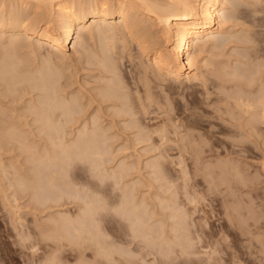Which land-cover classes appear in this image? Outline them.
I'll list each match as a JSON object with an SVG mask.
<instances>
[{
    "label": "bare ground",
    "instance_id": "1",
    "mask_svg": "<svg viewBox=\"0 0 264 264\" xmlns=\"http://www.w3.org/2000/svg\"><path fill=\"white\" fill-rule=\"evenodd\" d=\"M231 1L230 0H0V86L1 85H4L6 90L8 89L10 92H15L17 90V86L18 84H20L22 87H24L25 82L26 85L28 84V86H26V88L24 87L25 90H42L40 92H43V96L41 95V97H37L38 99L41 98V99H37L39 102V105H37V102L35 104L33 103V100H29L31 104L30 106V113L33 112L35 114V117L33 119L32 122L36 123H40V125H37L36 126V131L35 133H32V134H35L34 137L37 135H41V134H44L43 136H45V142L42 144V146L38 145V143L34 140H30L29 142L21 135L24 133L25 130H22V127H20L17 122L15 123L14 121L16 120H12V121H9L5 118H3V123L2 125H0V137H6L8 136L7 138H10L12 139L17 138V140L19 141L20 140V137H21V140H20V143L19 145L21 144V147L22 148V151H25V153H27L26 155H28V158H26V160L29 162V164L31 165L29 167V165H27L28 167H26L28 169V173H24V171H22L21 169V172H22V175L20 174V177L22 176L21 179H19V176H18V179H19V185L22 186V192L25 193V194H30V197L33 202H34V209H39V211L43 210L45 212L46 208L49 209V207L52 209V206H58V205H62V208L64 206L65 203L69 204L71 203L72 200H74V203L76 202H79L80 205H79V212H77L76 214L74 212H72L73 214H69L68 212L67 213H62L60 211H58V215L57 216H54L52 214L54 213H50L52 216L48 218L47 221L45 222H48V224H51L49 226H47L46 230L45 228H41L43 229L44 231H38L39 233H41L42 237H44L43 239H45L46 241H48V246L49 247L51 244V247H54V245L57 247L59 246L60 248L58 249L59 250H62L61 249V245L60 244H63L64 241H67V242H73L72 245H74L75 243V240H76V245H80L78 244V241L79 243L85 239L89 240V241H92V243L94 242V244H96L98 246V250H99V253L101 255H104L107 259L109 260H115V256L116 254L118 255V257H122L124 256L126 259L127 257H129L130 259H132V257H134V250H129L125 247H122V246H119L118 243L114 240H109V229H107L105 226H103V222H105V220H110L111 218H114V219H117L119 217V219L122 221L124 220L127 225L129 226V228L131 229V232H132V239L133 241L137 238L140 239V241H144L143 243L146 244L144 246V249L146 247L150 248L149 251L147 252V254H153L154 252V249H156L157 253H159V256H161L160 258L163 259H166V262L168 261H171L169 259H172L174 253H177L178 255H176V257H178L180 255V258L182 257V262L185 263V264H190V263H194V264H199V262L197 263L196 261L199 259L201 260L200 261V264H202V261H203V257H200L199 256H204L206 255L207 256V260L209 261V264H217L216 261H210V258L213 256V254L218 251L217 247H219V243H221L222 241H220L221 238H224L221 236V233L219 234V236H221L218 239H216L217 237L216 236H213L211 235L213 232H210V228H212V222H210V220L212 219L211 218V211L213 212V210L209 211V209L207 210L206 208V203L203 204V201L206 202V200L204 199L203 197V194L198 191V190H201L200 187H197L199 188L198 190H195L194 188L196 187V183H194L195 185H192L193 183V180L196 178L195 176L198 174L196 169L199 167H197L198 165V161L200 160V158H198V160L194 161L195 163H197L196 165H194V167L196 166L197 168L194 170V172L192 171L193 173V176L195 175L194 173H197L193 179L192 175H191V171L188 172L189 168L186 167V165L183 163L185 160L182 159V161H180V167H175L174 168V171L175 169L178 171L180 168V170L178 172H180L181 176V180H177V181H181L179 182V185H178V182L176 181V185L175 184H172V182H175L176 179L178 178H175V180L173 179V176L172 178L169 177V175L167 176L168 172H166V170L168 171V169L166 168L165 171H163L162 173H158L162 171V168L164 167H160L159 165H162V164H159V160H161L162 158H160L158 160V158L160 157V155H158L159 157H156L157 159H149V161H146V168L150 167V168H155V167H160L161 169H159L158 171L157 168H155L154 170H152V174H154V176H151V177H155L156 180H160L161 179H166V182L165 183H160V187L161 185L166 186L164 187L165 190H167V192L169 191L170 194H167L165 192V194L167 195H170L168 196L167 198V195L164 196V198L160 197V201H159V208H161L163 210V213L165 210H167L166 212H168L166 214V220H170L171 223L167 222V226L166 227H169L170 230H167L166 232V227L163 228L164 224L166 225V220H162L164 218L165 215H159L161 216L160 219L156 220V221H152L151 222V219L154 218V215L155 214H160V213H156L155 211V207L152 211L149 210V206L147 204V202H145V198H139V199H136L137 197H135L134 193L136 192H133L134 188L135 187V183H134V186L132 185V183H124L121 185V181L124 177H126V173L129 171V170H132V169H136L134 168L137 164L138 166V162L135 163V161H129L128 159L125 158H119V159H116V155L119 154L121 151L123 152V150L125 149L124 147H114V141L116 142V138L117 140L119 139V136H115V134L117 133H114L111 134L110 133V130H111V127L109 125H106L103 123V117L102 115H100L98 112V110L96 111L98 114H94L93 112V115H91L88 119H85V121L83 122L81 120L80 122V119L81 117L80 116V100H78V98L74 97L72 98L73 95H71V99H65V96L64 98H62L63 96L59 94L58 90L60 91V88L63 87L64 84H62V86L60 88L57 89V84L56 81H58V77H57V74L60 73L63 74L64 76V81L66 80H69V79H66L65 80V77L67 76L66 75V72H67V69L66 72L64 70L65 73H61V72H58V69L59 67H57V65H52L51 63H53L56 59V56L58 57V54L59 53V56H60V53H63V55L65 54L66 56V51L67 50H73L72 52H76V54L78 53V55L80 56V59L82 58H85L84 60L87 61V64H89V67H97L98 70L100 71L101 73V79L104 80V86L102 87L103 89H97L99 90L98 94H99V104L98 102L97 103V107H102V103H107L106 104V108H108V111L110 110V108L113 109L112 113L109 114L111 115V118L113 117V119L111 120V122L115 121V118H120L121 121H123L122 123L125 124V125H119V128L121 129V133H122V130L125 131V129H128V130H132V129H135L136 132L135 135H134V138L132 139V143L133 145L135 146H139V145H136V144H142V143H146L145 146L147 145H150L149 143L151 142L152 138H156V137H153V133L157 132L155 135L158 136V133H162L164 131L165 126L162 125L160 127V125H158V127L156 128V130L154 131V128L153 130L149 128L148 124L149 121L153 120L155 121V119L151 118V120H149L147 123L144 122L145 120H142V117L144 116L145 112L147 114V111H148V104L149 103H152L153 104V101L152 100H149L147 101L146 100V97H141L140 94L137 95V93L139 92L138 90L141 85H139V87L137 86L138 84H134L138 87H136V89L134 90L132 87V89L128 88V83L127 81H125V76L123 75L122 72V67L124 66L123 65V55L125 53V51L127 50H123L125 48H120L122 50H117L115 48V46H117V43L116 41L119 42V40H121L122 42H126L128 45L127 46H124V47H128L129 46V43H133L132 46L136 45V49L138 50V52L140 51L141 52V55H143L144 57H146V59H141L140 62H139V71L137 73L139 74H136L137 75H142V77L140 78V81H138L139 83L140 82H143V86H147L149 85V82L152 80H150V77L151 75H154L156 78L158 76V78L160 76H163V78L166 76L167 79L168 78H172L176 81V80H183L184 78L187 79V80H192L195 79L197 80L198 78V75L201 71V67L202 66V63H201V59H199V56L201 55L202 52H205L208 48H212V49H217L219 47L222 46V43L220 44L218 41H219V37L221 34H224L228 31V28H229V23L233 22V20L239 18V15H235V14H229V13H226L223 10V5L227 4V3H230ZM254 5V3L252 4ZM256 7V6H255ZM258 8L260 6H257ZM250 9V11H252L253 13L252 14H255L256 12L261 11V13L264 11L262 8L260 9ZM232 13V12H230ZM248 13H251V12H248ZM258 13V15H259ZM263 14V13H262ZM251 15V14H250ZM249 16V14H248ZM262 16V15H261ZM260 18V15L257 16ZM263 17V16H262ZM253 20V19H252ZM251 20V21H252ZM258 20V19H257ZM261 20V19H260ZM257 22V21H256ZM254 23V22H253ZM259 23V22H258ZM258 23H256L258 25ZM261 24V23H260ZM255 25V23H254ZM256 26V25H255ZM258 27V26H257ZM258 29V28H257ZM258 31H260V29H258ZM260 33V32H259ZM262 33V32H261ZM261 33H260V36H261ZM232 34V33H231ZM263 34V33H262ZM258 35V34H256ZM76 37H77V41H76ZM262 37V36H261ZM244 37H242L243 39ZM247 39H250L248 36L246 37ZM256 38V41H257V38L258 37H255ZM242 39H240V41H242ZM243 40L244 41V44H249L247 42H249L248 40ZM260 38H258L259 40ZM263 39V38H261ZM260 39V40H261ZM254 40V39H252ZM252 40L250 39V42H252ZM245 41H247L245 43ZM116 45H115V44ZM125 43V45H126ZM130 44V45H131ZM225 44V43H223ZM264 44V42H263ZM262 44V45H263ZM195 47L196 48V52H194L192 55L190 54V49L192 47ZM122 47V46H121ZM130 47V46H129ZM128 47V48H129ZM135 47V46H134ZM253 47V46H251ZM251 47H248V48H251ZM259 47V46H258ZM261 47V45H260ZM259 47V48H260ZM41 48H45V52H47V56L48 57H44L40 51H41ZM247 48V47H246ZM263 48H264V45H263ZM263 48L261 47L262 51L259 50V51H256L255 49V54L256 52L259 54V52H261V54L263 53ZM133 49V48H131ZM117 50V51H116ZM136 50V51H137ZM247 50V49H246ZM249 50V49H248ZM129 51V50H128ZM212 51V50H211ZM24 52H27V56L28 57H32L31 54H33L35 57L37 56L38 57V54H42V57L43 60L41 59V65L42 66H39L37 68H35V66H33V68H31L32 66H30L31 64L33 65V63L30 62L29 58H25L26 56L23 54ZM29 52V54H28ZM40 52V53H39ZM44 52V53H45ZM127 52V51H126ZM131 52L130 54V58L131 60L132 59V50L129 51V53ZM139 52V53H140ZM31 53V54H30ZM123 53V54H122ZM128 53V52H127ZM127 53H125V55L127 56ZM245 54H247L248 52H243ZM251 52L248 53V55L250 54ZM57 54V55H56ZM75 54V55H76ZM242 54V52L240 53ZM254 54V52H253ZM254 54V55H255ZM25 57H24V56ZM46 55V54H45ZM52 55H54L55 59L54 60H50L52 59ZM76 55V56H78ZM132 55V56H131ZM136 55H138L136 53ZM135 55V56H136ZM140 55V54H139ZM138 55V57H139ZM140 55V57H141ZM51 56V57H50ZM79 56H78V60H79ZM245 57L244 54L240 55V57ZM252 53H251V55ZM248 56L250 59L251 57ZM259 56H261L262 58H260ZM259 56L255 55V58H259L261 59L262 62H259L257 63V61H253L252 60V65H251V59L250 60H247V56L244 58L247 60L248 62V65L250 63L251 66H248L249 68H246V72H249L248 69H252L253 68V71L250 70V73H252L250 76H247L248 73L245 74V71H244V65L241 64L243 67H242V70L241 69H238L237 65L235 67L237 68H232L231 67H228L226 65H224L226 68H223L224 66H222L221 68L223 69H217L218 71L214 73V75H216L221 81H222V84L221 83H218L220 85H223L224 86L229 82H231L234 87V90L236 88V90L232 91L234 93L238 92L239 94L236 96L233 95L231 92H228V95L229 93H231V96L230 99L233 100V97L236 96V99L237 101H235V103H232V104H235V105H239L240 106V109H239V106L237 107L236 106V110L238 109V111H240V114L241 116H245L242 115L243 114V111L244 113H248L249 114V117L248 115L245 120V122H242L243 126H241V123L239 122L240 120L239 119H242L241 116H239V112L237 113L236 111V116H232L231 114L233 113V115L235 114L234 113V110L232 108L231 105H229L228 107V104L230 102V100H226V103L225 105L227 104V107H226V110L227 109H231L232 108V112L230 115H227V113H224L226 116H231L234 120V118L237 120L235 121L236 123H238V125H233L234 126V129H236L235 127L237 126V128H239L238 126H240V128L243 129L248 127L249 130L247 133L248 135L252 136L253 138V134L254 133V130L255 132H259L257 133V135H259L258 137L260 138V135H261V138L264 139L262 137V132L261 130L259 129V131L257 130L258 128H264V126L260 127V125H264V59H263V56L259 54ZM62 57V55L60 56ZM64 57V56H63ZM129 57V55L127 56ZM126 57V59H128ZM134 57V56H133ZM138 57L136 59H138ZM65 58V57H64ZM242 58V59H243ZM256 58V59H257ZM31 59V58H30ZM37 59V58H36ZM255 59V60H256ZM33 60V59H32ZM35 60V58H34ZM33 60V62H34ZM83 60V59H82ZM81 60V61H82ZM245 60V63H247ZM53 61V62H51ZM130 61V60H128ZM136 62V60H134ZM139 61V60H138ZM137 61V62H138ZM31 64H30V63ZM35 62H38L37 60ZM125 62V61H124ZM133 62V61H132ZM130 62V64L132 63ZM238 62V61H237ZM85 63V62H84ZM128 63V62H127ZM134 63V62H133ZM244 63V61H243ZM261 63V64H260ZM54 64H56L54 62ZM235 64V63H234ZM257 64L259 65V69H258V66ZM39 65V64H38ZM256 65V67H255ZM56 66V67H55ZM133 66V65H132ZM230 66V65H229ZM263 68H262V67ZM66 67V66H65ZM80 67V66H79ZM85 66H83V69H84ZM127 67V66H125ZM135 69L137 68V66H134ZM133 67V68H134ZM228 67V68H227ZM247 67V66H245ZM254 67L258 70H254ZM262 70H261V68ZM54 68H56L57 70L55 71ZM61 69V67H60ZM80 69V68H79ZM86 69V68H85ZM84 69V70H85ZM88 69V68H87ZM86 69V70H87ZM136 69V70H138ZM85 70V71H86ZM96 69H94V72H95ZM135 70V71H136ZM261 70V71H260ZM59 71H62L59 70ZM69 71V70H68ZM81 71H82V68H81ZM92 71V70H91ZM97 71V70H96ZM126 71V70H125ZM254 71H255V74H254ZM259 72V74H257ZM93 72V71H92ZM130 72V71H129ZM131 72H134L131 71ZM263 72V73H262ZM71 73V72H69ZM73 73V72H72ZM71 73V74H72ZM88 73V72H87ZM86 73V74H87ZM89 73L90 70H89ZM88 73V75H89ZM96 73V72H95ZM99 73V72H98ZM93 74V73H92ZM123 76H122V75ZM131 74V73H130ZM151 74V75H150ZM263 75L261 77H257V80L256 81H259L258 84L255 83V85L253 84L254 82V76L252 75ZM60 75H58L59 77H61ZM66 75V76H65ZM96 75V74H95ZM133 77H135L134 75L135 74H132ZM213 75V76H214ZM62 76V77H63ZM75 76V75H74ZM100 76V75H98ZM61 77V78H62ZM97 77V75H96ZM127 77V76H126ZM129 77V76H128ZM127 77V78H128ZM132 77V76H131ZM130 77V78H131ZM215 77V76H214ZM60 78V79H61ZM76 78V77H75ZM78 78V77H77ZM88 78H91V77H88ZM94 78V76H93ZM100 78V77H99ZM139 78V77H138ZM161 78V77H160ZM200 78V76H199ZM216 78V77H215ZM215 81H217V79ZM259 78V80H258ZM97 79V78H96ZM134 79V78H133ZM155 79V78H154ZM165 79V80H167ZM240 79H245V82L247 86L251 85V86H256L257 85V90L254 89V91L257 93H255L253 91L252 88H247L246 86V90L245 91H249L250 93L247 94L246 92H244L243 90H239V89H242L243 86L245 85H242L241 88H237V87H240L241 85H238L235 87V85H237V82L238 80L240 81L239 84H244L241 82ZM62 80V79H61ZM73 80V78H72ZM84 80V79H82ZM86 80V79H85ZM84 80V82H86ZM94 80V79H93ZM92 80V82H93ZM135 80V79H134ZM137 80V78H136ZM159 80V83H161V79H158ZM199 80V79H198ZM100 81V79H99ZM98 81V82H99ZM154 81V80H153ZM151 81V82H153ZM162 81H164V79H162ZM238 81V82H239ZM243 81V80H242ZM22 82L24 83L22 85ZM59 82V81H58ZM57 82V83H58ZM70 82V81H68ZM73 82V81H72ZM77 82V81H76ZM79 82V81H78ZM77 82V83H78ZM97 82V81H96ZM130 82H132V79L130 80ZM166 82V81H164ZM181 82V81H180ZM219 82V81H217ZM234 82V83H233ZM65 83V82H64ZM71 83V82H70ZM88 83V82H87ZM91 83V82H90ZM137 83V81H136ZM174 83V82H173ZM226 83V84H225ZM81 84V83H80ZM86 84V83H85ZM97 84V83H96ZM100 84V83H99ZM128 84V85H127ZM131 85H133V83H130ZM155 84V82H154ZM157 84V83H156ZM163 85V82L161 83ZM177 84V83H176ZM180 84V83H179ZM217 84V85H218ZM253 84V85H252ZM65 85H67V81L65 83ZM73 84L70 85V87L72 86ZM94 85V84H93ZM103 85V84H102ZM151 85V84H150ZM159 85V84H158ZM157 85V86H158ZM216 85V87H218ZM219 85V86H220ZM231 84H229L227 87V89L229 88L231 90V87H229ZM4 86L2 88H4ZM82 86V84H81ZM87 86V84H86ZM85 86V87H86ZM142 86V87H143ZM144 86V87H145ZM154 86V85H153ZM168 86V85H167ZM215 86V84H214ZM0 87V88H1ZM20 87V86H18ZM58 87H59V84H58ZM67 87V86H66ZM65 87V88H66ZM69 87V86H68ZM80 87V86H79ZM99 87V86H98ZM148 87V86H147ZM177 87V86H176ZM64 88V87H63ZM83 88V87H82ZM88 88V87H87ZM92 88V87H91ZM146 88V87H145ZM149 88V87H148ZM151 88V87H150ZM154 88V87H153ZM155 88H156V85H155ZM158 88H160L158 86ZM170 88V87H169ZM219 88V87H218ZM221 89L223 88V86L220 87ZM219 88V89H220ZM244 88V87H243ZM23 89V90H24ZM78 89V88H77ZM93 89V88H92ZM144 89V88H143ZM142 89V90H143ZM172 89V88H171ZM175 89V88H174ZM218 89V91H219ZM252 89V90H251ZM2 90V89H1ZM21 90V91H23ZM84 90V89H83ZM94 90V89H93ZM101 90V91H100ZM131 90H134L135 92L131 91ZM145 90V89H144ZM149 90H152V89H149ZM158 90H161V89H158ZM176 90V89H175ZM179 89L177 88V91ZM217 90V88L215 89V91ZM226 90V89H225ZM224 89L220 90V92L222 94H224L226 91H229V90H226L225 91ZM251 90V91H250ZM18 91V90H17ZM16 91V92H17ZM19 90V92H21ZM25 91V92H27ZM78 91V90H76ZM80 91V90H79ZM90 91V90H89ZM95 91V90H94ZM156 91V90H154ZM168 91V90H167ZM172 91V90H171ZM216 92L214 94H219V92ZM224 91V92H223ZM242 91V92H241ZM33 92V91H32ZM35 92V91H34ZM88 92V90H87ZM97 92V91H96ZM133 92V93H132ZM137 92V93H136ZM146 94L148 93V91H145ZM176 92V91H175ZM175 92L173 93L175 95ZM251 92H254V93H251ZM18 93V92H17ZM29 93V92H27ZM24 94L25 96L27 95ZM31 93V92H30ZM66 93V92H65ZM76 93V92H75ZM82 93V92H81ZM90 93V92H89ZM134 93L135 96L137 95V99L139 100V103H140V106H141V109L137 108L139 106H137L135 104V96H134ZM139 93H142L141 90ZM153 93V91H152ZM243 93V94H241ZM1 94L3 95L2 91H1ZM10 94V93H9ZM14 94V93H13ZM18 94H22V93H18ZM42 94V93H41ZM67 94V93H66ZM74 94V92H73ZM77 94H80L77 93ZM84 94V93H83ZM92 94V93H91ZM94 94V92H93ZM133 94V95H132ZM144 94V93H142ZM145 94V95H146ZM150 94V93H149ZM147 94V98H150L149 95ZM157 94V93H156ZM178 94V92H177ZM227 94V92H226ZM224 94V95H226ZM245 94V95H244ZM254 94V95H253ZM6 94L4 93L3 97L5 96ZM11 95V94H10ZM17 96V94H14ZM13 95V96H14ZM31 96V94H28ZM40 95V94H39ZM76 95V94H74ZM96 95V93H95ZM140 95V96H139ZM164 95V94H163ZM168 95V94H166ZM164 95V96H166ZM180 95V93H179ZM184 95V94H182ZM223 95V96H224ZM34 96V95H33ZM62 96V97H61ZM67 96V95H66ZM90 96V95H89ZM98 96V95H97ZM135 98H134V97ZM155 96V94L153 95ZM163 96V97H164ZM181 96V95H180ZM230 96V95H229ZM7 97V95H6ZM22 97V96H21ZM20 96L19 97H16L18 98H21ZM32 97V96H31ZM36 97V96H34ZM81 97V96H80ZM91 97V96H90ZM94 97V96H92ZM91 97V99H92ZM157 97V95H156ZM162 97V98H163ZM189 96H187V100ZM12 99L11 96L8 97V99ZM14 98V97H13ZM14 98V100L16 99ZM84 98V97H83ZM158 98V97H157ZM161 98V100H162ZM166 98V97H165ZM176 98V97H175ZM183 98V97H182ZM228 98V96H227ZM5 99V98H4ZM23 99V97H22ZM28 99V98H27ZM33 99V98H32ZM36 99V98H35ZM90 99V98H89ZM88 99V100H89ZM151 99H152V96H151ZM155 99V97H154ZM164 99V98H163ZM169 99V97H168ZM174 99V98H172ZM184 99V98H183ZM229 99V98H228ZM3 100V99H1ZM13 99L11 100L14 101ZM26 100V99H25ZM84 100V99H83ZM94 100V99H93ZM137 100V102H138ZM144 100V101H142ZM145 100L149 103L146 104ZM156 100V99H155ZM161 100H160V104L162 105L163 107V104L161 103ZM167 100V99H166ZM165 100V104H167ZM186 100V101H187ZM224 98H223V101H225ZM4 101H7L6 99ZM23 101V100H22ZM91 101V100H90ZM96 101V99H95ZM152 101V102H151ZM171 101V100H170ZM183 102L185 100H182ZM181 101V102H182ZM1 102V101H0ZM9 102V100H8ZM82 102V101H81ZM155 102V101H154ZM163 102V101H162ZM173 102V101H172ZM175 102V100H174ZM173 104H176V102ZM181 102H178L181 104ZM6 104V102H3V104ZM21 103V101H20ZM25 103V102H24ZM28 103V102H26ZM157 103V102H156ZM154 103V104H156ZM169 103V102H168ZM187 103V102H186ZM212 103V104H211ZM210 103V105H213V101ZM218 103V102H217ZM224 103V102H223ZM4 104V105H5ZM10 104V103H9ZM13 104V102L11 103ZM18 104V103H17ZM15 103V105H17ZM29 104V105H30ZM85 104V103H84ZM87 104V103H86ZM138 104V103H137ZM164 104V105H165ZM171 104V102L169 103V105ZM172 104V105H173ZM184 104V103H183ZM188 104V103H187ZM192 104V103H191ZM190 103L188 105H191ZM231 104V103H230ZM2 105V104H1ZM7 105V104H6ZM90 105V104H89ZM92 105H93V102H92ZM157 105V104H156ZM156 105H153L154 107ZM160 105V106H161ZM187 105V106H188ZM193 105V104H192ZM23 106V105H22ZM86 106V105H85ZM88 106V105H87ZM150 106V104H149ZM152 106V107H153ZM167 106V105H166ZM177 106V105H175ZM180 106V105H179ZM177 106V107H179ZM182 106V105H181ZM185 106V105H184ZM186 106V108H187ZM218 106V105H217ZM9 106H7V109ZM18 107V106H17ZM93 107V106H92ZM96 107V106H94ZM96 107V108H97ZM151 107V108H152ZM153 107V109H154ZM161 107V108H162ZM174 107V106H172ZM193 107H196L193 106ZM224 107V106H223ZM234 109H235V106H233ZM2 109V106L0 107ZM12 108V106H11ZM19 108V107H18ZM25 108V107H23ZM104 108V107H103ZM105 108V110H107ZM156 108V107H155ZM160 108V107H159ZM158 108V109H159ZM165 108V107H163ZM161 109L162 113L164 112L165 109ZM171 108V107H169ZM185 108V109H186ZM190 108V107H188ZM187 108V110H189ZM13 109V108H12ZM12 109H9V110H12ZM16 109V108H14ZM13 109V110H14ZM100 109V108H98ZM184 109V108H183ZM191 109L193 110V108L191 107ZM219 109V108H218ZM221 109V108H220ZM5 110V109H4ZM23 110V109H22ZM21 110V111H22ZM25 110V109H24ZM24 110L23 112H19V114L21 113H24ZM83 110V109H82ZM85 110H88V109H85ZM83 111V112H86V111ZM101 110V109H100ZM104 110V111H105ZM152 110V109H151ZM157 110V109H156ZM156 110H152V111H155ZM160 110V109H159ZM177 110V108H176ZM174 109V111H176ZM180 110V109H179ZM222 110V109H221ZM27 111V110H26ZM25 111V112H26ZM28 111H27V114H28ZM94 111V110H93ZM103 111V112H104ZM150 111V109H149ZM148 111V112H149ZM161 111H159L161 113ZM169 111V110H167ZM181 111V110H180ZM179 111V112H180ZM219 111V110H218ZM223 111V110H222ZM229 111H227L229 113ZM9 112V111H8ZM7 112V113H8ZM14 112V111H12ZM16 113L18 112L17 109L15 111ZM101 112V113H103ZM110 112V111H109ZM158 112V113H159ZM220 112V111H219ZM242 112V113H241ZM1 113V111H0ZM107 113V111H105V114ZM139 113H144L142 117H138V114ZM151 113V111L149 112ZM153 113V112H152ZM160 113L158 115H160ZM168 113V112H167ZM175 113V112H174ZM174 113H171L174 115ZM178 113V111H177ZM186 113V112H185ZM185 113L182 114L185 116ZM221 113V112H220ZM4 113H2L3 115ZM26 114V115H27ZM32 114V113H31ZM30 114V115H31ZM82 114H85V113H82ZM91 114V113H90ZM169 114V113H168ZM188 114V113H186ZM192 114V113H191ZM190 114V116H191ZM224 114H222L224 116ZM1 115V116H2ZM24 114H22L23 116ZM29 115V114H28ZM157 115V116H158ZM162 115V114H161ZM160 115V116H161ZM165 115V112L164 114ZM167 115V114H166ZM165 115V117H166ZM172 115V117H173ZM181 115V116H182ZM194 115V113L192 114ZM7 116V115H6ZM8 116H10L8 114ZM21 116V115H20ZM19 116V117H20ZM21 116V117H22ZM25 116V115H24ZM23 116V117H24ZM78 116V117H77ZM83 116V115H81ZM85 116V115H84ZM105 116V115H104ZM168 116V115H167ZM175 116V115H174ZM180 115L178 117H181ZM195 116V115H194ZM11 117V116H10ZM146 116H144L143 118H145ZM149 117V114L147 115V120L150 118ZM162 117V116H161ZM177 117V118H178ZM225 117V116H224ZM239 117V118H238ZM9 118V117H7ZM30 118V117H29ZM106 118V117H105ZM104 118V119H105ZM169 118L171 119V117L169 116ZM175 118V117H174ZM184 118L183 116L179 119L181 121V119ZM190 118V117H189ZM221 118V117H220ZM231 118V119H232ZM12 119V117H11ZM22 119V118H20ZM28 119V118H27ZM146 119V118H145ZM163 119H164V116H163ZM168 119V121L170 120ZM176 119V118H175ZM173 120V127H177L176 125H178V122L176 120ZM185 119V118H184ZM191 119V118H190ZM197 119V118H196ZM194 117V121H197ZM230 119V118H229ZM244 119V118H243ZM107 120V118H106ZM117 120V119H116ZM146 120V121H147ZM159 120V119H157ZM166 120V118H165ZM178 120V119H177ZM186 120V119H185ZM202 120V119H201ZM204 121H206L205 119H203ZM208 120V119H207ZM224 120V119H223ZM25 121H26V118H25ZM152 121V122H153ZM160 121V120H159ZM167 121V120H166ZM165 121V122H166ZM167 121V122H168ZM184 121V120H183ZM191 122L190 120H188V117H187V122ZM199 121V120H198ZM226 121V119H225ZM78 122H80L79 125H76L78 124ZM118 122V121H117ZM162 122V121H161ZM171 122V121H170ZM193 122V121H192ZM208 122V121H207ZM214 122V121H213ZM230 122V121H228ZM234 122V121H232ZM31 123V122H29ZM34 123H32L34 125ZM115 123V122H114ZM146 123V124H145ZM174 123H175V126H174ZM181 123V122H180ZM196 123V122H195ZM199 123V122H197ZM210 123H211V120H210ZM210 123H209V126H210ZM247 125H245V124ZM109 124V123H108ZM119 124V122H118ZM155 124V123H154ZM153 124V125H154ZM166 124V123H165ZM169 124V123H168ZM172 125V122L170 123ZM183 124V126H185V121L181 123V125ZM192 124V123H191ZM204 124V123H203ZM202 123L200 125H203ZM227 124V123H226ZM229 124V123H228ZM233 124V123H232ZM27 126V122L25 124ZM72 125H76V127L74 128H71ZM111 125V124H110ZM116 125V123H115ZM152 125V124H151ZM180 125V124H179ZM196 126V124H194ZM213 125V123H212ZM250 127H249V126ZM122 126V128L120 127ZM124 126V127H123ZM190 126V124H189ZM193 126V124H192ZM232 126V125H230ZM259 126V127H258ZM156 127V126H155ZM168 127V126H167ZM171 127V126H169ZM168 127V128H169ZM171 127V130L172 128ZM197 127V126H196ZM201 127V126H200ZM206 127H208L206 125ZM205 127V128H206ZM212 127V126H211ZM258 127V128H257ZM24 128V127H23ZM33 128V126H32ZM70 128V129H69ZM178 128V127H177ZM176 128V130H177ZM180 128V127H179ZM190 128H192L190 126ZM247 128V129H248ZM262 128V129H263ZM184 129V127H183ZM193 129V128H192ZM192 129L191 132H192ZM195 129V128H194ZM201 129V128H200ZM210 129V127H209ZM213 129H214V125H213ZM212 129V130H213ZM252 129V133L250 134L251 130ZM174 130V129H173ZM172 130V131H173ZM176 130H174L173 132H177ZM185 130V129H184ZM188 129H186L187 131ZM197 130V129H196ZM206 130V129H205ZM204 130V131H205ZM240 130V129H239ZM244 130V129H243ZM246 130V129H245ZM166 131V130H165ZM169 131V129L166 131V133ZM183 131V130H182ZM185 131V132H186ZM198 131V130H197ZM201 130H199L200 132ZM236 131V130H235ZM238 131V129H237ZM241 131V130H240ZM264 131V129L262 130ZM115 132V131H113ZM126 134H127V130L125 131ZM129 132V131H128ZM178 132H179V129H178ZM198 132V133H199ZM217 132V131H216ZM214 132V133H216ZM245 132V131H244ZM29 133V132H28ZM124 133V132H123ZM172 133V132H171ZM180 133H181V130H180ZM179 133V134H180ZM184 133V132H183ZM196 134V132H194ZM197 133V134H198ZM210 134H212L211 132H209ZM213 133V134H214ZM237 133V132H236ZM240 133H243V132H239L238 135H240ZM246 133H243V134H246ZM255 133V134H256ZM70 134H74L73 135V138H69ZM118 134V133H117ZM163 134L165 135V133L163 132ZM178 134V133H177ZM178 134V135H179ZM186 134H188V131L186 132ZM186 134H182V137L183 136H186ZM206 134H207V131H206ZM217 134V133H216ZM242 134V135H243ZM3 135V136H2ZM21 135V136H20ZM29 135H31L29 133ZM132 135V136H133ZM160 135V134H159ZM167 136H169L170 134H166ZM165 135V136H166ZM172 135V134H171ZM170 135V137H171ZM173 135H175L173 133ZM177 135V137H178ZM190 135V133H189ZM194 135V134H193ZM193 135L191 136L193 138ZM219 135V134H218ZM225 135V134H224ZM237 135V136H238ZM240 135V137L242 136ZM257 135H254L257 137ZM263 135H264V132H263ZM32 136V135H31ZM43 136L41 135L42 139H43ZM131 136V134H130ZM162 136V135H160ZM181 136V135H180ZM198 136V135H197ZM210 136V135H209ZM233 136V135H231ZM243 136H246L245 138L247 139V135H243ZM4 137V139L6 140V138ZM30 137V136H29ZM35 137V138H36ZM39 137V136H38ZM37 137V139H38ZM39 137V138H41ZM124 137V136H122ZM126 137V135H125ZM163 137V136H162ZM176 137V136H175ZM176 137V140L179 138ZM196 137V136H195ZM201 137V136H200ZM213 137V136H212ZM257 137V140L259 139ZM19 138V139H18ZM161 138V137H160ZM187 138V136H186ZM190 138V136H189ZM198 138V137H197ZM196 138V139H197ZM207 138V137H205ZM244 138V137H243ZM250 138V137H249ZM255 138V137H254ZM3 139V138H2ZM9 139V140H11ZM30 139V138H29ZM115 139V140H114ZM130 139V138H128ZM159 139V138H158ZM175 139V138H174ZM181 139V137H180ZM178 139V140H180ZM195 139V140H196ZM210 139V138H209ZM225 141H226V138H224ZM237 139V137H236ZM245 139V140H246ZM1 140V139H0ZM14 140L16 141V139H13V141L11 140V142H14ZM127 140V139H126ZM167 141L169 140V138L167 137L166 139ZM182 140V139H181ZM184 140V139H183ZM204 140V139H203ZM202 140L199 139V143L203 145L205 144H211V143H207L208 141H206V143H204ZM211 140V139H210ZM213 140V139H212ZM211 140V141H212ZM220 140V139H219ZM253 140V139H251ZM2 141V140H1ZM0 141V143H1ZM4 141V140H3ZM33 141V142H31ZM130 141V140H129ZM154 142L152 143H155V140H153ZM170 141H174L173 138L171 140L170 138ZM190 141V140H188ZM187 141V142H188ZM197 141V140H196ZM210 141V142H211ZM218 142V140H216ZM236 141V140H235ZM240 141V140H239ZM22 142V143H21ZM119 142V141H118ZM157 142V141H156ZM191 142V141H190ZM194 142V141H193ZM213 142V141H212ZM222 141H220L221 143ZM248 142V141H247ZM250 142V141H249ZM252 142H255V141H252ZM264 142V140L262 141V143ZM15 143V142H14ZM17 143V141H16ZM15 143V144H16ZM120 143V142H119ZM130 142V146H133L131 145L132 144ZM151 143V145H152ZM168 143V142H167ZM170 143V142H169ZM176 143V142H175ZM183 144L185 142H182ZM189 143V142H188ZM195 143V142H194ZM223 143V142H222ZM237 142H235L236 144ZM257 144H259V142H256ZM261 143V142H260ZM3 144V142L1 143ZM12 144V143H11ZM9 144V146L11 145ZM18 144V143H17ZM16 144V145H17ZM40 144V143H39ZM122 144V143H121ZM158 144V143H157ZM174 144V142H173ZM198 144V143H196ZM196 144L194 145V147L196 146ZM199 144V146H200ZM212 144H215V143H212ZM239 144V143H238ZM251 144V143H250ZM123 145V144H122ZM127 145V144H125ZM156 145V144H155ZM168 145V144H167ZM177 145V144H176ZM176 145H175V148H176ZM188 145H191V144H188ZM188 145H183V146H188ZM240 145V144H239ZM239 145H236L238 146L239 148ZM2 146V145H1ZM4 146V145H3ZM8 148H11L12 146H10ZM119 146V145H118ZM134 146V147H135ZM157 146V145H156ZM170 146V145H169ZM173 146V145H172ZM178 146V145H177ZM180 146V145H179ZM198 146V145H197ZM197 146L194 148V154L196 152V150L198 149ZM198 146V147H199ZM206 146V145H205ZM243 146V145H242ZM254 146H255V143H254ZM258 145H256L257 147ZM261 146V144H260ZM264 147V144L262 145ZM261 146V148H263ZM128 148H130L128 145H127ZM149 149H150V146H148ZM152 147H155V146H152ZM151 147V148H152ZM160 147V146H159ZM158 147V149H159ZM171 147V146H170ZM190 147V146H189ZM192 147V146H191ZM202 147V146H201ZM208 147V146H207ZM214 147V146H213ZM220 147V145H219ZM218 147V148H219ZM224 147V144L223 146ZM247 147V146H246ZM4 148V147H3ZM6 148V149H8ZM13 148V147H12ZM157 148V147H156ZM154 148V149H156ZM163 152L165 150V147H163ZM174 148V146H173ZM186 147H184L185 149ZM204 147H202L203 149ZM225 148V147H224ZM237 148V149H238ZM260 148V147H259ZM2 149V147H1ZM17 149V148H16ZM20 149V148H19ZM17 149V151L19 150ZM143 149V147L141 148ZM148 149V148H147ZM169 149V148H168ZM179 149H181L179 147ZM190 149V148H189ZM201 148H199L198 150H200ZM206 149V148H205ZM214 150L215 147L213 148ZM245 149V148H244ZM4 149H2V152H3ZM21 150V149H20ZM130 150V149H129ZM128 150V151H129ZM136 150V148H135ZM138 150V149H137ZM161 150V149H159ZM167 150V149H166ZM165 150V151H166ZM176 150V149H175ZM211 150V149H210ZM209 150V152H210ZM219 151L221 149H218ZM216 150V151H218ZM240 150H242L241 152L243 153V149L241 148ZM238 150V151H240ZM257 150V149H256ZM1 151V150H0ZM8 151V150H7ZM10 152H12V150H9ZM16 151V150H15ZM21 151V152H22ZM139 151V150H138ZM143 151V150H142ZM142 151L140 152V154H142ZM147 151H150L152 152V149L150 150H147ZM158 151V150H157ZM162 151V150H161ZM170 151V150H169ZM184 152L186 150H183ZM205 152H207L206 150H204ZM213 151V150H212ZM211 151V152H212ZM227 151V150H226ZM246 151V150H245ZM244 151V152H245ZM260 151V150H259ZM9 152V153H10ZM19 152V151H18ZM17 152V153H18ZM121 152V153H122ZM132 152V151H131ZM138 152V153H139ZM146 152V150H145ZM145 152L143 153L145 155ZM156 152V150L154 151ZM198 152V151H197ZM196 152V153H197ZM228 152V151H227ZM6 153V152H5ZM14 153V152H13ZM20 153V152H19ZM120 153V154H121ZM127 153V152H126ZM137 153V152H135ZM148 153V152H147ZM160 153V152H159ZM162 153V152H161ZM160 153V154H161ZM178 153V152H177ZM199 153V152H198ZM203 152H201L202 154ZM212 153H215L214 151ZM218 153V152H217ZM229 153V152H228ZM235 151L233 152L232 155H236L234 154ZM238 153V152H237ZM240 153V152H239ZM21 154V153H20ZM19 154V155H20ZM23 154V153H22ZM152 154V153H151ZM165 154V153H164ZM164 154H161L163 155L162 157H164L165 155ZM170 154V153H169ZM193 154V155H194ZM205 154V153H204ZM209 154V153H208ZM223 154V153H222ZM227 154V153H226ZM225 154V155H226ZM24 155V154H23ZM127 155V154H126ZM129 155V154H128ZM132 155V153H131ZM136 155V154H135ZM155 155V154H154ZM180 155V153H179ZM185 155V153H184ZM188 155V153H186V156ZM192 155V156H193ZM200 155V154H198ZM197 155V157H198ZM210 155V154H209ZM214 156V154H212ZM133 156H134V153H133ZM131 156V157H133ZM138 156V158H142L141 156L139 157V155H136ZM149 156V154L147 155ZM171 156V155H170ZM173 156V155H172ZM176 156V154H175ZM178 156V155H177ZM219 156L222 157V155L219 153ZM19 157V156H18ZM130 157V155H129ZM152 157V156H151ZM154 157V156H153ZM200 157V156H199ZM207 157V155L205 156ZM219 157V158H220ZM224 157V156H223ZM1 158V157H0ZM150 158V157H149ZM168 158V157H166ZM165 158V159H166ZM173 158V157H172ZM171 158V159H172ZM176 158V157H175ZM173 158V161L174 159ZM178 158V157H177ZM176 158V159H177ZM202 158H203V155H202ZM208 158V157H207ZM216 158V157H215ZM226 158V157H224ZM232 158V157H231ZM3 157L1 158V161H2ZM130 159V158H129ZM135 159V158H133ZM147 159V158H146ZM145 159V160H146ZM175 159V160H176ZM179 159V158H178ZM205 159V158H204ZM210 159V158H209ZM227 159V158H226ZM235 159V158H234ZM233 158L231 160H234ZM4 160V159H3ZM6 160V159H5ZM12 160V159H11ZM16 160H17V157H16ZM19 160V159H18ZM25 160V161H26ZM139 160V159H138ZM164 160V159H163ZM193 160V159H192ZM202 160V159H201ZM217 161V159H214ZM221 160V159H219ZM224 159L221 160V162L223 161ZM229 160V159H228ZM244 160V159H243ZM8 161V160H7ZM21 161V160H20ZM25 162V163H28V162ZM76 161H80L81 163H85V162H88L90 164V166H93L94 168L97 169V173L102 175L101 176V179L102 178H112L113 180H115V185L116 184H120V189L122 188V194H121V198L117 201H114L115 199V196L114 194L111 192L110 193V196L108 195L107 199H110L111 197L113 198L114 196V200L112 201V203L110 202L109 203V200L106 202L105 197H98V191L100 188H98V185L97 187H93L95 189L93 190H89V189H92V188H89L87 189V191L85 189H83L84 187V184H82L83 186H78L79 184L75 183L76 181H74L73 179V176L71 174H69V170H70V165ZM168 163V160H166ZM172 161V160H170ZM207 161V160H206ZM212 161V159L210 160ZM209 161V163H211ZM227 162V160H224ZM230 161V160H229ZM22 162V161H21ZM24 162V161H23ZM23 162L22 164L20 165H23ZM144 162V161H143ZM142 162V163H143ZM162 162V161H161ZM160 162V163H161ZM186 162V161H185ZM188 162V160H187ZM220 162V163H221ZM233 162V161H232ZM232 162L230 161L229 163H231V166L232 165ZM234 162H238V161H234ZM8 163H11L10 160L8 161ZM7 163V164H8ZM13 163V161H12ZM17 163V162H16ZM15 163V164H16ZM18 163H20L18 161ZM24 163V164H25ZM145 163V162H144ZM143 163V165H144ZM164 163V161L162 162ZM171 163V164H170ZM169 164L170 165H173V162H170ZM207 163V162H206ZM209 163L207 165H209ZM215 163V162H213ZM210 164L211 165V168L212 166L214 167L215 164ZM228 163V164H229ZM2 164V162H1ZM0 164V166H1ZM6 164V165H7ZM14 164V163H13ZM182 164V165H181ZM184 164V165H183ZM224 164V163H223ZM235 164V163H234ZM4 164H2L3 166ZM75 165V164H74ZM85 165V164H84ZM108 165H113L110 169V167H108ZM141 164V166H143ZM167 165V164H166ZM176 165H177V162H176ZM190 165V164H189ZM192 165V164H191ZM204 165V164H203ZM218 165H219V162H218ZM227 165V164H226ZM225 165V166H226ZM238 168V165L235 164ZM234 165V166H235ZM1 166V168H3ZM11 167V170L13 169V167H17V166H14V165H9V168ZM25 166V165H24ZM89 166V167H90ZM136 166V167H137ZM140 166V167H141ZM169 165H167L168 167ZM193 166V165H192ZM202 165H200L201 167ZM221 166H222V163H221ZM224 166V165H223ZM224 166V167H225ZM233 166V167H234ZM241 166V165H239ZM8 167V165H7ZM5 166L4 169L7 168ZM21 167V166H20ZM72 167V166H71ZM75 167V166H74ZM78 167V166H77ZM75 167V168H77ZM86 167V165H85ZM108 167V168H107ZM139 167V166H138ZM172 168V166H170ZM8 168V169H9ZM74 168V169H75ZM144 168V166L142 167ZM140 168V169H142ZM179 168V169H178ZM192 168V167H191ZM207 169H209L210 167H207ZM205 166L204 168L201 167V169H206ZM236 167L234 168L237 169ZM240 168V167H239ZM239 168H238V171H239ZM4 169H2V171H4ZM20 169V168H19ZM18 169V170H19ZM26 169V170H27ZM72 169V170H74ZM79 169V168H78ZM82 169V168H81ZM99 169V170H98ZM111 171H110V170ZM139 169V168H138ZM137 169V171H138ZM165 169V168H164ZM163 169V170H164ZM16 170V168H15ZM85 170V169H84ZM91 170V169H90ZM147 170V169H146ZM233 170V168H232ZM0 171V172H2ZM6 171V170H5ZM10 171V170H9ZM13 171V170H12ZM12 171L10 173H12ZM92 171V170H91ZM96 171V170H95ZM100 171V172H99ZM135 171V170H133ZM131 171V172H133ZM136 171V172H137ZM156 171V172H154ZM172 171V170H171ZM199 171V174L200 173H205L203 171L200 172V169H198ZM210 171V170H209ZM27 172V171H26ZM75 172V171H73ZM83 172V171H82ZM88 172V171H87ZM140 172V171H139ZM176 172V171H175ZM173 172V174L175 173ZM207 172V171H206ZM222 172H223V168H222ZM225 172V171H224ZM223 172V173H224ZM234 172V171H233ZM233 172H226V175L228 177V174L227 173H232ZM237 172V170H236ZM10 173H8V175H10ZM23 173L25 175H23ZM78 173H79V170H78ZM86 173V172H83V174ZM135 173V172H134ZM6 174H7V171H6ZM13 174V173H12ZM27 174V175H26ZM88 174V173H87ZM91 174V173H90ZM89 174V175H90ZM96 174V173H95ZM133 174V173H132ZM131 174V175H132ZM170 174V173H169ZM198 174V175H199ZM201 175L202 178L205 179V174H203V176ZM237 174V173H236ZM240 174V173H239ZM238 174V175H239ZM2 175V174H1ZM18 175V174H17ZM103 175L105 177H103ZM128 175V173H127ZM129 175V176H131ZM171 175V174H170ZM199 175V176H200ZM211 175V174H210ZM209 175V176H210ZM234 176L238 177V175H235L233 174ZM232 175V176H233ZM242 178H244L242 174H240ZM5 176V173L3 175V177ZM12 176V175H11ZM80 176H84L82 181L84 180L85 175H80ZM92 176V175H91ZM138 176L139 173H138ZM176 176V174H175ZM208 176V178H210ZM213 176V175H212ZM211 176L210 179H212L213 177ZM216 176V174H215ZM2 177V176H0ZM2 177V178H3ZM132 177V176H131ZM141 177V176H140ZM218 177V176H217ZM8 178V177H7ZM6 176H5V180L7 181L8 179H12V177L8 178L7 179ZM75 178V177H74ZM127 178V177H126ZM148 178V177H147ZM207 178V177H206ZM14 179V178H13ZM12 179V180H13ZM87 179V177L85 178ZM91 179V178H90ZM88 179V182L89 180ZM96 179V178H95ZM94 179V180H95ZM99 179V176L98 178ZM100 179V180H101ZM132 179H135V177H133ZM139 178H137L138 180ZM192 179V181H191ZM201 179V178H200ZM214 179V178H213ZM216 180H218L217 178H215ZM236 179V178H234ZM4 180V181H5ZM92 180V179H91ZM93 180V181H94ZM103 180V179H102ZM101 180V181H102ZM110 180V179H109ZM113 180H110L113 181ZM125 180V179H124ZM148 180V179H147ZM153 180V178H152ZM198 180L199 182V179H196ZM195 180V181H196ZM216 180L214 181L215 183L219 182ZM241 181V179H239ZM244 180V179H243ZM10 181L9 180V184H10ZM81 182V179L79 180ZM85 181V180H84ZM98 181V180H97ZM105 181V180H104ZM103 181V183H104ZM131 181V179L129 180ZM128 181V182H129ZM190 181L192 183H190ZM202 181V180H201ZM208 181V180H207ZM206 179H205V182H207ZM213 181V180H212ZM210 180V182H212ZM239 181V182H240ZM1 182V181H0ZM13 182V181H12ZM86 182V183H88ZM109 182V181H108ZM133 182V181H132ZM135 182V181H134ZM142 182V181H141ZM141 182H137L138 184H140ZM157 182V181H156ZM162 182V181H161ZM164 182V181H163ZM198 182H197V185H198ZM242 182V181H241ZM245 181H243L242 183H244ZM6 183V182H5ZM82 183V182H81ZM84 183V182H83ZM85 183V184H86ZM93 183V182H91ZM90 183V184H91ZM96 183V181H95ZM201 183V182H199ZM203 183H204V180H203ZM202 183V184H203ZM208 183V182H207ZM221 183V182H220ZM241 183V185H242ZM13 184V183H12ZM14 184H16V182H14ZM89 184V185H90ZM100 184V183H99ZM113 184V183H112ZM131 184V185H130ZM137 184V185H138ZM144 184L141 183L140 185ZM205 184V183H204ZM209 184V185H208ZM206 185H208L209 187L211 186L210 183H208ZM212 184V183H211ZM223 183H221L220 185H222ZM235 185H237L236 183H234ZM232 184V185H234ZM240 184V183H239ZM81 185V184H80ZM101 185H104V184H101ZM107 185V184H106ZM114 185V184H113ZM201 185V184H199ZM216 186V184H213ZM225 185V184H224ZM227 185V184H226ZM234 185V186H235ZM244 185V184H243ZM242 185V186H243ZM3 186V184L1 185ZM5 186V185H4ZM7 186V185H6ZM12 186V185H11ZM16 186V185H15ZM14 186V187H15ZM92 186V185H91ZM149 186V185H148ZM218 186V184H217ZM241 186V187H242ZM246 186V185H244ZM243 186V187H244ZM8 187H10V185H8ZM14 187H13V190H14ZM82 187V188H81ZM89 187V186H87ZM86 187V188H87ZM112 187V186H110ZM138 187V186H137ZM157 187V186H156ZM207 187V186H206ZM207 187V188H209ZM219 187V186H218ZM217 187V188H218ZM225 187V186H224ZM223 187V188H224ZM240 187V186H239ZM239 187H236V190L239 189ZM242 187V189H243ZM3 188V187H2ZM12 188V187H11ZM21 187L18 186L17 189H20ZM97 188V189H96ZM106 188H109L108 186L105 187ZM162 188V187H161ZM162 188V189H164ZM172 188V189H171ZM196 188V189H197ZM202 188V187H201ZM204 188V192H205V187ZM206 188V190H207ZM214 188V186H213ZM212 188V189H213ZM230 190L232 189L231 187H229ZM228 188V190H229ZM235 188V187H234ZM4 189V188H3ZM5 189H8L7 187ZM4 189V191H5ZM15 188V190H17ZM101 189H102V186H101ZM104 189V187H103ZM102 189V190H103ZM112 189L114 190V188L112 187ZM119 189V187H118ZM150 189V188H149ZM215 189V188H214ZM219 189V188H218ZM241 189V188H240ZM12 190V189H11ZM14 190V192H15ZM98 190V191H97ZM102 190H100V194H102ZM136 190V189H135ZM139 190V189H138ZM137 190V191H138ZM180 190V191H179ZM211 191V189H208ZM207 190V191H208ZM220 190V189H219ZM222 190V189H221ZM220 190V191H221ZM226 190V189H225ZM224 190V191H225ZM236 190H233V191H236ZM3 191V192H4ZM10 191V190H9ZM18 191V190H17ZM16 191V192H17ZM21 191V190H19ZM90 191V192H89ZM97 191V196H96V193L94 195V193H91V192H95ZM110 190H108L107 192H109ZM197 191V192H196ZM215 191V190H214ZM213 191V192H214ZM223 193H227V192H224ZM1 192V190H0ZM1 192V193H3ZM15 192V194H16ZM21 192V193H22ZM89 192V193H88ZM119 192V190H118ZM148 192V191H147ZM198 192H200L199 194L201 196H199ZM212 192V191H211ZM208 191V193H211ZM212 192V194H213ZM229 192L228 191V194L229 195ZM232 192V191H231ZM249 192V191H247ZM254 192V191H253ZM5 193V192H4ZM3 193V194H4ZM19 193V192H18ZM20 193V194H21ZM105 193V191L103 192ZM217 192H215L216 194ZM221 194H223L222 192H219ZM7 195V193H5ZM10 194V193H9ZM99 194V196H100ZM111 194H113V196H111ZM137 194V193H135ZM143 194V193H142ZM198 194V195H197ZM206 194V192L204 193ZM218 194V193H217ZM216 194V196H217ZM231 195L235 194V192H232L230 193ZM14 195V194H13ZM23 195V194H22ZM107 195V194H106ZM105 195V196H106ZM117 195V194H116ZM144 195V194H143ZM149 195V194H148ZM220 195V194H219ZM27 196V195H26ZM138 196V195H137ZM147 197V195H144ZM156 196V195H155ZM216 198L215 195H213ZM221 196V195H220ZM5 197V195H4ZM12 197V196H11ZM14 197V196H13ZM16 197V196H15ZM14 197V198H15ZM19 197V196H18ZM110 197V198H109ZM166 197V198H165ZM207 197V196H206ZM225 197V196H224ZM223 197V200H225ZM3 198V197H2ZM6 198V197H5ZM22 198V197H21ZM19 198V199H21ZM158 198V197H157ZM222 198V197H221ZM220 198V199H221ZM227 199V197H225ZM229 199L231 198L230 195L228 197ZM241 197H239L240 199ZM257 198V197H256ZM4 199V198H3ZM8 199V198H7ZM24 199V197H23ZM29 199V198H28ZM209 199V198H208ZM227 199V201L229 200ZM238 199V197L236 198ZM236 199H234L236 201ZM238 199V200H239ZM6 200V199H5ZM16 200V199H15ZM27 200V199H26ZM30 200L29 202L27 201V203H30ZM159 200V199H158ZM156 200V201H158ZM233 201V199H231ZM264 200V199H263ZM208 201V200H207ZM210 201V199H209ZM219 201V200H218ZM231 201V202H232ZM233 202L234 204H238L239 203H236V202ZM7 202V200H6ZM69 202V203H68ZM73 202V201H72ZM115 202V203H114ZM150 202V201H149ZM229 202V201H228ZM238 202H241V201H238ZM263 202V201H261ZM73 203V204H74ZM78 203V204H79ZM152 203V202H151ZM156 203V202H155ZM213 203V201L211 202ZM220 203V202H219ZM222 203V202H221ZM224 203V202H223ZM227 203V202H226ZM225 203V204H226ZM230 203V202H229ZM6 204V203H5ZM26 204V202H25ZM32 204V203H31ZM158 204V203H157ZM224 204V205H225ZM9 205V204H8ZM156 205V204H155ZM213 205V204H212ZM221 205V204H220ZM223 205V204H222ZM231 205V203H230ZM233 205V204H232ZM231 205V207H233ZM3 206V205H2ZM27 206V205H26ZM154 206V205H153ZM211 206V205H210ZM227 206V205H226ZM242 206V204H241ZM245 206V205H244ZM249 206V205H248ZM5 207V206H4ZM10 207V205H9ZM30 207V206H28ZM77 207V206H76ZM75 206L73 208H76ZM246 207V206H245ZM42 208H45L42 209ZM53 208H56V207H53ZM58 208V207H57ZM65 208V207H64ZM153 208V207H152ZM210 208V207H209ZM226 208V207H225ZM237 208V207H236ZM234 208V211H238V209ZM249 208V207H248ZM247 208V209H248ZM261 208V206H260ZM33 209V210H34ZM71 209V208H70ZM76 209V210H77ZM115 212V215L112 213L113 210ZM228 209V207H227ZM233 209V208H232ZM236 209V210H235ZM246 209V210H247ZM252 209V207H251ZM251 209H248L250 212L252 211ZM262 209V208H261ZM55 210V209H54ZM57 210V209H56ZM64 210V209H63ZM75 210V211H76ZM216 210V208H215ZM231 210V209H230ZM226 211L229 213V211ZM245 210V209H244ZM242 210L241 212L239 213H242V216H243V211ZM254 210V209H253ZM30 211V210H29ZM35 211V210H34ZM38 211V212H39ZM69 211V210H68ZM78 211V210H77ZM106 212L107 214H104L103 212ZM110 211H112L110 213ZM161 211V210H160ZM159 211V212H160ZM225 211V210H224ZM223 211V212H224ZM9 212V211H8ZM23 212V211H22ZM42 212V211H41ZM60 212V213H59ZM65 212V211H64ZM158 212V211H157ZM162 212V211H161ZM210 212V214H209ZM231 212L233 213V210H231ZM245 212V211H244ZM248 212V211H247ZM7 213V212H6ZM46 213V212H45ZM235 213V212H234ZM238 213V212H236ZM13 214V213H12ZM20 214V213H19ZM39 214V213H38ZM43 215V213H41ZM49 214V213H48ZM49 214V215H50ZM214 214V213H213ZM254 215L256 216V213H251L250 215ZM6 215V214H5ZM23 215H26V214H23ZM36 215V214H35ZM56 215V214H55ZM224 215V214H223ZM229 215V214H228ZM246 215V213L244 214ZM250 215L246 216V217H249L250 219L251 218H254L253 217H250ZM258 215V214H257ZM20 216V215H19ZM18 216V217H19ZM22 216V214H21ZM157 217V215H155ZM227 216V215H226ZM230 216L231 213H230ZM235 216L237 217V214L234 216H232V218L230 219H227L228 216H227V220H229L230 222V227L232 224H234L235 222L237 223V220L235 218ZM240 216V217H242ZM24 217V216H23ZM22 217V218H23ZM35 216H33L34 218ZM38 217V216H37ZM36 217V218H37ZM239 217V218H240ZM245 217V216H243ZM257 217V216H256ZM255 217V221H253V225L250 223V226H254V228H257V229H254L256 232L258 229V231L253 234L254 236L256 234H262L261 233V230L263 228L264 225H261L259 224L260 220L258 218ZM21 218V217H20ZM159 218V217H158ZM211 218V219H210ZM224 218V217H223ZM235 218V220L233 219ZM37 219H40V218H37ZM105 219V220H104ZM113 219V220H114ZM16 220V219H15ZM22 221V219H20ZM19 220V221H20ZM25 220V219H24ZM34 220V219H33ZM45 220V219H44ZM155 220V219H153ZM225 220V221H227ZM235 221L234 223L232 222ZM240 220V219H239ZM244 219H242L243 221ZM28 221V220H27ZM213 221V220H212ZM241 221V220H240ZM238 221V222H240ZM244 224V222H242ZM247 220H245L246 222ZM251 221V222H252ZM15 222V221H14ZM18 222V221H17ZM25 222V221H24ZM36 222V221H33V223ZM44 222V221H42ZM108 222H112L111 220L110 221H107ZM165 222V223H164ZM201 222V223H200ZM227 222V224L229 223ZM232 222V223H231ZM245 223V224H248ZM20 223V222H19ZM18 223V224H19ZM27 223V222H26ZM29 223V222H28ZM27 223V225H29ZM236 223L234 225H236ZM240 223V224H241ZM262 223V222H261ZM21 224H23L21 222ZM19 224V225H21ZM36 223H34L35 225ZM109 224V223H108ZM210 226H209V225ZM223 224V223H222ZM238 224V223H237ZM244 224V225H245ZM126 225V226H127ZM215 225V224H214ZM226 225V224H224ZM244 225H241V227L238 226L242 229V227ZM15 226H16V223H15ZM18 226V225H17ZM24 226V225H22ZM20 226V227H22ZM31 226V225H30ZM40 226V225H39ZM42 226V225H41ZM45 226V225H44ZM127 226V227H128ZM210 227V228H206V227ZM229 226V224H228ZM237 226V225H236ZM237 226V227H238ZM32 227V226H31ZM30 227V228H31ZM233 227V225H232ZM17 228V227H16ZM26 229V227H24ZM39 228V227H38ZM209 229L208 231L204 230V229ZM220 228L222 229L221 225H220ZM219 228V229H220ZM225 228V227H224ZM245 229H247V226L243 227ZM36 229V228H35ZM165 229V230H164ZM218 229V230H219ZM221 229H220V232H221ZM15 230V228H14ZM13 230V231H14ZM22 230V229H21ZM24 230V229H23ZM30 230V229H29ZM212 230V229H211ZM214 230V229H213ZM226 230V229H225ZM228 230V229H227ZM226 230V231H227ZM244 229H242V232ZM253 230V229H251ZM16 231V230H15ZM27 232V230H25ZM36 231V230H35ZM128 231V230H127ZM169 231V232H168ZM217 231V230H216ZM224 231V230H223ZM222 231V232H223ZM240 231V230H239ZM23 232V231H22ZM20 231V233H22ZM219 232V231H218ZM225 232V231H224ZM247 232V231H246ZM244 232V233H246ZM36 233V232H34ZM129 233V232H128ZM169 233H172V234H169ZM241 233V231H240ZM13 234V233H12ZM15 234V233H14ZM17 234V232H16ZM33 234V232H32ZM208 236V240L207 238L205 239L206 236ZM224 234V233H223ZM25 235V234H24ZM29 233L27 234L28 238H29ZM217 235V234H216ZM244 235V234H243ZM246 235H250L249 234H246ZM252 235V234H251ZM14 236V235H13ZM19 236V234L17 235ZM38 236V234H37ZM253 236V237H254ZM20 237V236H19ZM15 238V241H17L19 239L20 241V238ZM216 237V238H215ZM263 237V236H262ZM25 238V236H24ZM39 237H37V240H38ZM258 239L257 237H254V239ZM22 239V238H21ZM34 239V238H33ZM75 239V240H73ZM23 240V239H22ZM26 240V239H24ZM31 240V239H30ZM81 240V241H80ZM264 240V239H263ZM27 241V240H26ZM32 241V240H31ZM257 241V240H256ZM24 242V241H23ZM22 242V243H23ZM29 243V240L27 241ZM50 242V243H49ZM67 242L65 243L66 246L68 247L69 245L68 244H71V243H68ZM258 245L261 244V246L259 247V249H261L260 251L263 252L264 251V242L261 241V240H258ZM21 243V244H22ZM26 243V242H24ZM44 243V242H43ZM58 243H60L58 245ZM132 243V242H131ZM224 243V242H222ZM244 243V242H243ZM252 243V242H251ZM18 245V243H16ZM37 244V243H36ZM41 244V243H39ZM84 244H88L87 242L84 243ZM139 244V243H138ZM250 244V242H249ZM24 245V244H23ZM28 245V244H26ZM26 245H24V247L26 248H29L27 247ZM31 245V243H30ZM83 245V243H82ZM81 245V246H82ZM141 245V244H140ZM216 245H219V246H216ZM254 245V244H253ZM22 247V245H20ZM32 246V245H31ZM65 246V245H64ZM63 246V247H64ZM65 246V247H66ZM87 245H85L86 247ZM142 246V245H141ZM140 246V247H141ZM33 247V246H32ZM88 247H91L90 245ZM129 247V246H128ZM208 247H212V251H207L206 249ZM216 247V248H215ZM221 247V246H220ZM253 246H251L252 248ZM256 247V245H255ZM262 247V248H261ZM37 248V246H36ZM36 248H32L30 250H34L36 251ZM74 248V247H73ZM72 248V249H73ZM77 248V247H76ZM79 248V247H78ZM147 248V249H148ZM178 248V251L176 250ZM209 248V249H210ZM51 250H48V251H51L52 252V249L57 251V249L54 248H50ZM66 249V248H65ZM69 249V247H68ZM91 249H93L91 247ZM146 249V251H147ZM205 249V250H203ZM216 249V250H215ZM225 249V248H224ZM64 250V249H63ZM70 250H71V247H70ZM96 250V251H95ZM94 251L97 253V249H95ZM214 250V251H213ZM220 250V249H219ZM57 251V252H58ZM151 251V252H150ZM155 251V252H156ZM221 251V250H220ZM228 251V250H227ZM32 252V251H31ZM219 252V251H218ZM221 252H225L224 250L221 251ZM221 252H219L220 254H222ZM34 253V252H33ZM37 253V252H36ZM49 253V252H48ZM47 253V254H48ZM95 253V254H96ZM228 253V252H226ZM32 254V253H31ZM50 254V253H49ZM56 254V252L54 253ZM58 254V253H57ZM60 254V253H59ZM257 254H260L257 252ZM263 254V253H262ZM39 255V254H38ZM98 255V254H96ZM158 255V254H157ZM264 255V254H263ZM262 255V256H263ZM41 256V255H40ZM45 256V255H43ZM49 256V255H48ZM47 256V257H48ZM51 256H53V253L51 254ZM50 256V258H52ZM56 256V255H55ZM140 256V255H139ZM172 256V257H171ZM194 256V257H193ZM217 256L218 253H217ZM222 255H220L221 257ZM230 256V255H229ZM254 256V255H253ZM261 256V257H262ZM31 257V255H30ZM32 257H33V254H32ZM46 257V256H45ZM57 257V256H56ZM101 258V256H98ZM97 257V258H98ZM196 257V258H195ZM264 257V256H263ZM262 257V258H263ZM39 258V257H38ZM36 258V259H38ZM58 258L59 260L61 259V257L58 255ZM117 258V257H116ZM175 258V257H174ZM173 258V260H174ZM54 259V258H53ZM99 259V258H98ZM121 259V258H118V260ZM145 259V256L144 258ZM258 259V258H257ZM264 259V258H263ZM48 260V259H47ZM230 260V259H229ZM248 260V259H247ZM38 261V260H37ZM49 261V260H48ZM55 261H56V258H55ZM52 260V262H55ZM58 261V260H57ZM61 261V260H60ZM80 261V260H79ZM132 261V260H131ZM228 261V259H227ZM36 262V261H35ZM63 262V261H61ZM60 262V264H62ZM145 262V261H143ZM148 261H146L144 264H147ZM152 262V261H151ZM205 261H203L204 263ZM221 262V261H220ZM262 262V261H260ZM37 263V262H36ZM57 263V262H56ZM171 263V262H170ZM219 263V262H218ZM228 263V262H227ZM50 264H53V263H50ZM208 264V263H207ZM229 264V263H228ZM232 264V263H231Z\"/></svg>",
    "mask_w": 264,
    "mask_h": 264
},
{
    "label": "rangeland",
    "instance_id": "2",
    "mask_svg": "<svg viewBox=\"0 0 264 264\" xmlns=\"http://www.w3.org/2000/svg\"><path fill=\"white\" fill-rule=\"evenodd\" d=\"M231 2L230 3H227V4H225V5H223V10L222 11H224V12H226V13H229V14H235V15H239V18H237V19H235V20H233V22H231V23H229V28H228V31L226 32V33H224V34H221L220 36H218L219 37V43L221 44L222 43V46L221 47H219V48H217V49H212V48H208L205 52H202L201 53V55L199 56V59H201V63H202V66L203 67H201V71H200V73H199V75H198V78H197V80H195V79H193V81L192 80H187V79H181V80H174L173 78H172V80H171V78H168L167 79V77L165 76L164 78H163V76H160L159 78H158V76H157V78L154 76V75H151V77H150V80L151 81H153V82H149V85H147V86H143V82H138V81H140V78L142 77V75H141V77H140V75H137L136 76V74H139V73H137L138 71H139V62H140V60L141 59H146V57H144L143 55H141V52L139 53L138 52V50L136 49L137 47H136V45H134V46H132L133 45V43L131 44V43H129V48L128 47H124V46H127L128 44L126 43V42H122L121 40H119V42L118 41H116L117 43H119V44H117V46H115V48L117 49V50H119L120 48H125V49H123V50H126V48H127V52L125 51V53H127V56L129 55V57H127L126 55H125V53H124V51L122 50V49H120V50H122L123 51V53H124V55H123V60L125 61H122L123 62V67H122V72L121 73H123V75L125 76V74H126V76L128 77H126L125 76V81H127V80H131L132 79V82H130V80L129 81H127V83L129 84H127L128 85V88H129V86H130V88L132 87H134L135 89H136V87L138 86L139 87V85H141L142 84V86H140L139 87V89L141 90V92L142 93H144V94H142V93H139L140 92V90H138L137 91V89H136V91L138 92H136L137 93V95L138 94H140L141 95V97H146V100L147 101H149V100H154L153 101V104L152 103H149V102H147L146 100H145V102H146V104L147 103H149L150 104V106H149V104H148V107H150V108H148V111H149V109H150V111H151V113H149L148 111H147V114H146V112H145V114L144 113H139L138 114V117L140 116V117H142L143 116V114H144V116H146L145 118H143L142 117V120H145L144 122H148L149 120H151V118H153L156 114L158 115L160 112L159 111H161V109L163 108V107H165L166 108V110H164V112H165V115H166V117H165V115H163L164 114V112L162 113V111H161V113H160V115L162 116H160V115H156L153 119H155V121H153V120H151V121H149V123H147L148 124V126H149V128L150 129H152L153 130V128H154V131L156 130V128L158 127V125H160V127L162 126V125H164L165 126V128L166 129H164V133H165V135L166 134H172L171 135V137H170V135L169 136H165L164 134H163V132L162 133H158V136L157 135H155L157 132H155V133H153V137H156L155 139L154 138H152V140H151V142L149 143L150 145H147V146H145L146 145V143L144 144V143H142V144H136V145H139V146H135V145H133V143H132V139L134 138V135H135V133L134 132H136V130L135 129H132L131 131L130 130H128V129H125V131L127 130V134H126V132L124 131V130H122V133H121V129L119 128V125H125V124H123L122 122L123 121H121L120 120V118H119V120H118V118H115V121H113V122H111V120L113 119V117L111 118V115H109V114H111L112 113V111H113V109L112 108H110V112L108 111V108H106L105 106H106V104L107 103H102V107H100V105H99V107H97L98 105H97V103L96 102H98V104H99V90H97L98 88L99 89H103L102 87L104 86V80L103 79H101V73H100V71L98 70V68L97 67H89V64H87V61L86 60H84L85 58H82V59H80V56L78 55V53L76 54V52L74 53V52H72L73 50H67L66 51V56H65V54L63 55V53H60V56L62 55V57H60L59 56V53H57L58 54V57L56 56V59L54 58L55 56L54 55H52V59H50V60H54L55 59V63L56 64H54V62L53 61H51V62H53V63H51L52 65H57L58 63V65H57V67H59L60 65V67H61V69H62V71H59V70H61L60 69V67H59V69H58V72H63V73H65L66 72V70L65 69H67V72H66V77H65V80L66 79H69L70 78V76H71V78L69 79V80H66L67 81V85H65V83H66V81H64V76H63V74H61L60 75V73L59 74H57V77H58V81H56V83L55 84H57V85H55V86H57V89L58 88H60L61 86H62V84H64L63 85V87H61L60 88V91L58 90V92H59V94L60 95H62L61 97L62 98H64V96H65V99L67 98V99H71V95H73L72 96V98H74V97H76V98H78V100H80V99H82V100H80L79 102H80V107H79V109H80V111H81V113H80V116L79 117H81V119H80V122H81V120L84 122L85 121V119H88L91 115H93V113L95 114H100V115H102V117H103V123L104 124H106V125H109L110 127H111V130H110V133L111 134H113L114 135V133H116L115 134V136H119V139L117 140V138H116V142L114 141V147H117V149H118V147L120 148L121 146L122 147H124L125 149L123 150V152L120 154H117L116 156V159H121V158H125L126 157V159H128L129 161H135V163L136 162H138L139 164H138V166H137V164H135L136 166L134 167V168H136V169H132V170H129L127 173H128V175H127V173H126V177H124L123 179H122V181H121V185L123 184V182L124 183H132V185L134 186V183H135V187H133L134 189V191L133 192H135V193H137V194H135L134 193V195H135V197H137L136 199H139V198H145V202H147V204H148V206H149V210H151L152 209V211H153V209H154V207H155V211H156V213H160V214H155V215H157V217L154 215V218H152L151 219V222L152 221H156V220H158V219H160L161 218V216L162 215H165L164 216V218H163V216H162V220H166V214L168 213V212H166L167 210H165L164 211V213H163V210L161 209V208H159V201H160V197H162V198H164V196H166L167 194H170V192L168 191L167 192V190H165V188L164 187H166V186H164L163 187V185H161V187L162 188H164V189H162L159 185H160V183L162 184V183H165L166 182V179H161V181L160 180H156L155 179V177H151V176H154V174H152V170H154L155 168H157V170L156 171H158L159 169H161L163 166V168H162V171L161 172H159L158 171V173L160 174V173H162L163 171H165L166 170V168L168 169V171L166 170V172H168V174H167V176L169 175V177H171L172 178V176H173V179L175 180V178H178V179H176L175 180V182H172V184H175L176 183V181L177 180H181V178H180V176H181V174H180V172H178L176 169H175V171H174V168L175 167H180V161H182V159L183 160H185L183 163L186 165V167L187 168H189V170H188V172H190L191 173V175H192V177H193V183L191 182L192 181V179H191V181H190V183H192V185H195L194 183H196V187L194 188L195 190H198L199 188H197V187H200V189L201 190H198V191H202L201 193L203 194V197H204V199L206 200V202H204L203 201V204H205L206 203V208H207V210L209 209V211H211V210H213V212L211 211V213L212 214H210V212H209V214L211 215V220H210V222H212L211 224H212V228H210L209 226L208 227H206V228H210V230L209 229H204V230H206V231H210V232H213L211 235H213V236H216L215 238L216 239H218L219 240V238L222 236V237H224V238H221L220 239V241H222V242H224V243H219V245L221 246H219V245H216V246H219V247H217V249L219 248L221 251H225V252H221L219 249H218V251L219 252H221L222 254H220L218 251L216 252V254L214 253L213 254V256L210 258V261H216V263L217 264H264V251L263 252H261L262 250L261 249H259V247L261 246V244H259L258 245V240H261V241H263L264 242V226H263V228H262V230H261V233L262 234H256L255 236L253 235V234H255L256 232H254L255 230L254 229H257V228H254V226H250V223L252 224L253 223V221H255L256 219H255V217L257 216L258 218H259V220H260V218H261V220H260V222H259V224H261V225H264V147L262 146L263 144H264V142L262 143V141L264 140V139H262L261 138V135H260V138L258 137L259 135H257V133H259L260 131H259V129L261 130V134H262V137L264 136L263 135V132L264 131H262L264 128L262 127V126H264V125H260L259 124V126L260 127H262V128H258L257 130L259 131V132H255V130H254V133H252L253 131H252V129H250L251 130V132H250V134L252 133L253 134V138H252V136H250V135H248L247 133H249L248 132V130H249V128L248 127H246V128H244L243 127V129L242 128H240V126H238L239 128H237V126L235 127L236 129H234V126L235 125H238V123H236L235 121H237L235 118H234V120H233V118L231 117V116H226L224 113H227V115H230L231 114V112L234 110V115H233V113L231 114L232 116H236L237 114H236V112L238 111V109L236 110V106L238 107L239 105H235L236 103H235V101H237V99H236V96L239 94L238 92H236V93H234V92H232L233 90H234V85L230 82H228L225 86H224V84L223 85H220V84H218V83H221L222 84V81L216 76V75H214V73L215 72H217L218 70L217 69H223V68H226L224 65H226V66H228V67H231V69L232 68H237L238 67V69H241L242 70V65L241 64H245L244 65V71L246 70V68H249L248 66H251L253 63H252V60L253 61H257V63H259V62H262L261 61V59H259V58H255V55H257V56H259V54L260 55H262L263 56V54H264V48H263V42H264V11L261 13V11H260V13H259V11L258 12H256L255 14H252L253 12L252 11H250V9H257L258 7L257 6H260L258 9H260V8H262V7H264V0H230ZM254 3V5H252ZM256 6V7H255ZM263 10H264V8H262ZM230 12H232V13H230ZM248 12H251V13H248ZM258 13H259V15H260V18L259 17H257V16H259L258 15ZM248 14H249V16H248ZM251 14V15H250ZM263 17H262V16ZM253 19V20H252ZM258 19V20H257ZM261 19V20H260ZM252 20V21H251ZM257 21V22H256ZM255 23V25H254V23ZM259 22V23H258ZM256 23H258V25L256 24ZM261 23V24H260ZM258 26V27H257ZM260 29V31H258V29ZM261 33V36H260V33ZM232 33V34H231ZM256 34H258V35H256ZM249 37L251 40L252 39H254V40H252V42H250V39H247L246 37ZM242 37H244L243 39H242ZM255 37H258V38H263V39H259L258 40V38H257V41H256V38ZM240 39H242V41H240ZM248 40L249 42H247V41H245V43L247 42V43H249V44H244V41L243 40ZM76 41H77V37H76ZM125 43H126V45H125ZM223 43H225V44H223ZM115 44V43H114ZM131 44V45H130ZM263 44V45H262ZM116 45V44H115ZM260 45H261V47L263 48V53L261 54V52H259V54L256 52V54H255V49H256V51H259V50H261L262 51V49H261V47H260ZM122 46V47H121ZM251 46H253V47H251ZM260 48H259V47ZM247 47V48H246ZM248 47H251V48H248ZM131 48H133V49H131ZM247 49V50H246ZM249 49V50H248ZM116 50V51H117ZM119 50V51H120ZM131 51L132 50V55L134 56H132V59L133 60H131V58H130V54H131V52L129 53V51ZM137 50V51H136ZM196 50V48L193 46L191 49H190V54L192 55L194 52H196L195 51ZM212 50V51H211ZM42 54H44L43 56L46 58V57H48L47 56V52H45V48H41V51H40ZM39 52V53H40ZM45 52V53H44ZM242 52V54H244V56L246 57L247 56V60H250L251 61V65H250V63H249V65H248V62H247V60L246 59H244L242 56L240 57V55H242V54H240ZM243 52H251L252 53V55H253V57L252 56H250L251 55V53L248 55V53L247 54H245V53H243ZM253 52H254V54H253ZM38 54V57L36 56H34L33 54H31V56L32 57H28V56H30V55H28L27 56V52H24L23 54L26 56H24L25 58H29V60H30V62L31 63H33V65L31 64L30 66H32L31 68H33V66H35V68H36V66H37V68L39 67V66H42L41 65V59L43 60V58L44 57H42V54ZM122 53V54H123ZM136 53L139 55H141V57H140V55H139V57H138V55H136ZM28 54H29V52H28ZM46 54V55H45ZM56 54V55H57ZM78 55L79 56V60H78V56H76V55ZM136 55V56H135ZM65 58H64V57ZM248 56H250L251 58L250 59H248L249 57ZM126 57L128 58V59H126ZM138 57V59H136ZM260 58H262L261 56H259ZM31 58V59H30ZM34 58H35V60H34ZM37 58V59H36ZM41 58V59H40ZM44 58V59H45ZM243 58V59H242ZM34 60V62H33V60ZM256 59V60H255ZM263 59H264V56H263ZM38 61V62H35V61ZM82 60V61H81ZM128 60H130V61H128ZM134 60H136V62L134 61ZM139 60V61H138ZM245 60H246V62L247 63H245ZM134 63H133V62ZM138 61V62H137ZM238 61V62H237ZM243 61H244V63H243ZM264 61V60H263ZM85 62V63H84ZM128 62V63H127ZM130 62H132L131 64H130ZM242 62V63H241ZM235 63V64H234ZM241 63V64H240ZM39 64V65H38ZM261 64V63H260ZM259 64V65H260ZM133 65V66H132ZM230 65V66H229ZM237 65V67H235ZM259 65L257 64V66H258V69H259ZM66 66V67H65ZM80 66V67H79ZM83 66H85L84 67V69L86 68H88L86 71L83 69ZM125 66H127V67H125ZM134 66H137V68L136 69H138V70H136L135 69V67ZM222 66H224L223 68H221ZM245 66H247V67H245ZM56 67V66H55ZM64 68V70H65V72H64V70H63V68ZM134 67V68H133ZM227 67V68H228ZM255 67H256V65H255ZM254 67V70L256 69ZM262 67V66H261ZM260 67V68H261ZM35 68H33V69H35ZM80 68V69H79ZM81 68H82V71H81ZM263 68V67H262ZM262 68H261V70H262ZM94 69H96L95 70V72H94ZM258 69H256V70H258ZM54 70L56 71L57 69L56 68H54ZM69 70V71H68ZM89 70H90V72L91 73H89ZM93 72H92V71ZM126 70V71H125ZM134 70V72H131V71H133ZM136 70V71H135ZM251 71H253V68L252 69H250ZM250 70L248 69V71L249 72H246L245 71V74L246 73H248V75L247 76H250L252 73H250ZM260 70V71H261ZM130 71V72H129ZM260 71H258V73L257 74H259V72ZM263 71V70H262ZM69 72H73L72 74L71 73H69ZM89 73V75H88V73ZM99 72V73H98ZM264 72V71H263ZM262 72V73H263ZM87 73V74H86ZM93 73V74H92ZM131 73V74H130ZM249 73H250V75H249ZM97 75V77H96V75ZM132 74H135L134 76L135 77H133V75ZM254 74H255V71H254ZM252 75V76H254V82H253V84L255 85V83H257L258 84V82L259 81H256L257 80V77L259 76V75ZM58 75H60L61 77H59ZM75 75V76H74ZM98 75H100V76H98ZM122 75V74H121ZM122 75V76H123ZM216 77V78H218L217 79V81H219V82H217V81H215L216 80V78L214 77V76ZM93 76H94V78H93ZM132 76V77H131ZM199 76H200V78H199ZM255 76H257V77H255ZM261 76H263L262 74L259 76V77H261ZM76 77V78H75ZM78 77V78H77ZM88 77H91V78H88ZM100 77V78H99ZM131 77V78H130ZM139 77V78H138ZM62 80H61V79ZM72 78H73V80H72ZM97 78V79H96ZM135 80H134V79ZM136 78H137V80H136ZM155 78V79H154ZM82 79H86L85 81L86 82H84V80H82ZM94 79V80H93ZM99 79H100V81H99ZM158 79H161V83L163 82V85L161 84V83H159V80ZM162 79H164V81H166V82H164V81H162ZM165 79H167V80H165ZM199 79V80H198ZM92 80H93V82H92ZM241 80V82L242 83H244V84H239L240 83V81L238 82H235V83H237V85H235V87L236 86H238V85H241L240 87H237L238 89L239 88H241L242 87V85H245L246 84V82H245V79H240ZM243 80V81H242ZM258 80H259V78H258ZM68 81H70V82H68ZM73 81V82H72ZM78 83H77V82ZM97 81V82H96ZM99 81V82H98ZM136 81H137V83H136ZM181 81V82H180ZM58 82V83H57ZM61 82H62V84H61ZM65 82V83H64ZM88 82V83H87ZM91 82V83H90ZM134 82H135V84H138L137 86L134 84ZM154 82H155V84H154ZM174 82V83H173ZM24 83H25V85H24V87L26 88V86H28V84L26 85V83L27 82H25L24 81ZM23 82H22V85L24 84ZM82 84V86H81V84ZM87 84V86H86V84ZM97 83V84H96ZM100 83V84H99ZM130 83H133V85H131ZM157 83V84H156ZM177 83V84H176ZM180 83V84H179ZM234 83V82H233ZM58 84H59V87H58ZM71 84H73L71 87H70V85ZM94 84V85H93ZM103 84V85H102ZM151 84V85H150ZM159 84V85H158ZM214 84H215V86H214ZM218 84V85H217ZM229 84H231L229 87H231L232 85V87H231V90L228 88L227 89V87L226 86H228ZM252 84V85H253ZM154 85V86H153ZM155 85H156V88H155ZM160 87V88H158V86ZM168 85V86H167ZM216 85L220 88L221 86H223V88L222 89H226V90H229V91H226L227 92V94H226V92L224 93V94H226V95H224V94H222L221 92H220V90H222L221 88L219 89L218 87H216ZM220 85V86H219ZM2 87L4 86V85H1ZM0 86V87H1ZM17 87V92L18 93H22V94H18L16 91L15 92H10L8 89L6 90V88H5V86H4V88H0V107L2 106V109L0 108V111H1V113H0V125H2V123H3V118H5L6 117V119L7 120H9V121H12L13 119L14 120H16V121H14L15 123L17 122V124L20 126V127H22V130H25L24 131V133L23 134H21L28 142L30 141V140H34V141H36L37 143H38V141H39V143H38V145H39V147H40V145L42 146V144L45 142V136H43L44 134H41L42 136H43V139H42V137H41V135H37V137L39 136V137H41V138H39L38 137V139H37V137L35 138L34 137V135L35 134H32V133H35V131H36V126L37 125H40V123H38V122H36V123H34V122H32L33 121V119H34V117H35V114L33 113V112H29L30 111V106H31V104L30 103H32V102H30L31 100H33V103L35 104L36 102H37V105H39V99H41V98H37L38 96L39 97H41V95L43 96V92H40V91H42V90H25L24 89V87H22L20 84H18V85H16ZM18 86H20V87H18ZM67 86V87H66ZM69 86V87H68ZM80 86V87H79ZM86 86V87H85ZM99 86V87H98ZM136 86V87H135ZM177 86V87H176ZM246 86L247 85H245V86H243L242 87V89H239V90H243L244 92H246L247 94H249L250 92L249 91H245L248 87L249 88H252L253 89V91H254V89L255 90H257V88L259 87H257V85L254 87V86H251V85H249V86H247V88H246ZM66 87V88H65ZM83 87V88H82ZM88 87V88H87ZM95 90H93L92 88ZM137 87V88H138ZM151 87V88H150ZM154 87V88H153ZM170 87V88H169ZM257 87V88H256ZM78 88V89H77ZM131 88V89H132ZM133 88V89H134ZM145 90H144V89ZM172 88V89H171ZM176 90H175V89ZM177 88L179 89L178 91H177ZM217 88V90L215 91V89ZM246 88V89H245ZM248 88V89H249ZM2 89V90H1ZM24 89V90H23ZM84 89V90H83ZM134 89V90H135ZM143 89V90H142ZM149 89H152V90H149ZM158 89H161V90H158ZM218 89H219V91H218ZM245 89V90H244ZM251 89V90H252ZM19 90L21 91V90H23V91H21V92H19ZM76 90H78V91H76ZM80 90V91H79ZM87 90H88V92H87ZM90 90V91H89ZM134 90H131V91H133V92H135ZM154 90H156V91H154ZM168 90V91H167ZM172 90V91H171ZM235 90H236V88H235ZM234 90V91H235ZM250 90V91H251ZM1 91H2V93H3V95H4V93L7 95V97H6V95L3 97V95L1 94ZM25 91H27V92H29V93H27V92H25ZM33 91V92H32ZM35 91V92H34ZM97 91V92H96ZM101 91V90H100ZM145 91H148V93L147 94H149V95H151L152 96V99H151V96H149L150 98H147L148 96H147V94H146V92ZM152 91H153V93H152ZM176 91V92H175ZM219 92V94H220V96L218 95V94H214V93H216V92ZM31 92V93H30ZM67 94H66V93ZM73 92H74V94H76V95H74L73 94ZM76 92V93H75ZM80 92V94H77V93H79ZM82 92V93H81ZM90 92V93H89ZM93 92H94V94H93ZM132 92V93H133ZM175 92V95L173 94ZM177 92H178V94H177ZM224 92V91H223ZM228 92H231L233 95H235L236 94V96L235 97H233V100H231L230 99V97H232L231 96V93H229V95H228ZM242 92V91H241ZM255 92V91H254ZM254 92H251V93H254ZM11 95H10V94ZM17 94V96L16 95H14V94ZM26 94L27 93V95L25 96L24 94ZM42 93V94H41ZM84 93V94H83ZM92 93V94H91ZM95 93H96V95H95ZM136 93H134V96H135V94ZM157 93V94H156ZM179 93H180V95H179ZM255 93H257V91L255 92ZM28 94H31V96L30 95H28ZM40 94V95H39ZM69 94H71V95H69ZM146 94V95H145ZM155 94V96H153ZM166 95V94H168V95H166V96H164V95ZM182 94H184V95H182ZM241 94H243V93H241ZM14 95V96H13ZM36 96V97H34V96ZM67 95V96H66ZM92 96H94V97H92V99H91V97ZM98 95V96H97ZM133 95V94H132ZM137 95L134 97L136 100H135V104L137 105V106H139V107H137V108H139V109H141V106H140V103H139V100L137 99ZM139 95V96H140ZM156 95H157V97H156ZM224 95V96H223ZM245 95V94H244ZM254 95V94H253ZM11 96V98L14 100V98H16V97H23V99H22V97L21 98H19V100H18V98H16L14 101H12L13 102V104H11L12 102H11V100L12 99H8V97H10ZM81 96V97H80ZM164 96V97H163ZM187 96H189L188 97V99L189 100H187ZM227 96H228V98H227ZM14 97V98H13ZM84 97V98H83ZM96 97H98V98H96ZM154 97H155V99H154ZM164 99H163V98ZM166 97V98H165ZM168 97H169V99H168ZM176 97V98H175ZM184 99H183V98ZM7 100V101H4L5 99ZM28 98V99H27ZM33 98V99H32ZM36 98V99H35ZM90 98V99H89ZM161 98H162V100H161ZM172 98H174V99H172ZM223 98H224V100L226 99L227 100V102H228V100H230V102H229V104H228V107H229V105H231L232 106V108H233V110H232V108L231 109H227L226 110V107H227V104L225 105V103H226V100L225 101H223ZM1 99H3V100H1ZM26 99V100H25ZM39 101H38V100ZM84 99V100H83ZM89 99V100H88ZM94 99V100H93ZM95 99H96V101H95ZM168 101H167V100ZM8 100H9V102H8ZM23 100V101H22ZM30 100V101H29ZM91 100V101H90ZM137 100H138V102H137ZM160 100H161V103L163 104V107H162V105L159 103L160 102ZM165 100L167 101L166 103L167 104H165L164 102H165ZM171 100V101H170ZM174 100H175V102H176V104H173V102H174ZM182 100H185L184 102L182 101ZM187 100V101H186ZM20 101H21V103H20ZM34 101H36V102H34ZM82 101V102H81ZM142 101H144V100H142ZM151 101V102H152ZM163 101V102H162ZM173 101V102H172ZM182 101V102H181ZM213 101V105H210V103ZM3 102H6V104L4 105L3 104ZM25 102V103H24ZM26 102H28V103H26ZM92 102H93V105H92ZM157 102V103H156ZM171 102V104L169 105V103ZM174 102V103H175ZM178 102H181V104L180 103H178ZM189 104H191V105H188L187 103ZM218 102V103H217ZM224 102V103H223ZM10 103V104H9ZM15 103L17 104V105H15ZM85 103V104H84ZM87 103V104H86ZM138 103V104H137ZM154 103H156V104H154ZM184 103V104H183ZM231 103V104H230ZM232 103H235V104H232ZM2 104V105H1ZM30 104V105H29ZM90 104V105H89ZM165 104V105H164ZM173 104V105H172ZM212 104V103H211ZM23 105V106H22ZM86 105V106H85ZM88 105V106H87ZM153 105H156L155 107L153 106ZM161 105V106H160ZM167 105V106H166ZM175 105H177V106H179V107H177V106H175ZM182 105V106H181ZM185 105V106H184ZM188 105V106H187ZM196 105V107H193V106H195ZM218 105V106H217ZM7 106H9L8 108L9 109H14V108H16L17 109V113L15 112L16 111V109H12V110H9V109H7ZM11 106H12V108H11ZM19 108H18V107ZM93 106V107H92ZM94 106H96V107H94ZM154 107V109H153V107ZM172 106H174V107H172ZM186 106H187V108L188 107H190V108H188L189 110H187V108H186ZM224 106V107H223ZM230 106V107H231ZM233 106H235V109H234V107ZM23 107H25V108H23ZM29 107V108H28ZM104 107V108H103ZM152 107V108H151ZM160 107V108H159ZM162 107V108H161ZM169 107H171V108H169ZM191 107L193 108V110L191 109ZM229 107V108H230ZM98 108H100V109H98ZM105 108L107 109V110H105ZM160 110H159V109ZM165 108H163V109H165ZM176 108H177V110H176ZM184 108V109H183ZM186 108V109H185ZM219 108V109H218ZM223 110H221V109ZM5 109V110H4ZM24 110V113H21V114H19V112H23V110ZM83 109V110H82ZM85 109H88V110H85ZM156 110V112L155 111H152V110ZM174 109L176 110V111H174ZM181 111H180V110ZM239 109H240V106H239ZM22 110V111H21ZM28 111V114H27V111ZM86 111V112H83V111ZM94 110V111H93ZM98 110L99 112L97 113L96 111ZM107 111V113L105 114V111ZM112 110V111H111ZM167 110H169V111H167ZM221 112H219V111ZM231 112H230V111ZM242 110V109H241ZM240 110V111H241ZM9 111V112H8ZM12 111H14V112H12ZM26 111V112H25ZM104 111V112H103ZM177 111H178V113H177ZM180 111V112H179ZM227 111H229V113L227 112ZM236 111V112H235ZM240 111H238L239 112V114H240ZM8 112V113H7ZM93 112V113H92ZM101 112H103V113H101ZM153 112V113H152ZM159 112V113H158ZM169 114H168V113ZM175 112V113H174ZM188 113V114H186V113ZM237 112V113H238ZM2 113H4L3 115H2ZM82 113H85V114H82ZM91 113V114H90ZM171 113H174V115L173 114H171ZM184 114L185 113V116L184 115H182V114ZM194 113V115H192V114ZM242 113V112H241ZM8 114L12 117V119H11V117L10 116H8ZM22 114H24L23 116H22ZM27 114V115H26ZM31 114V115H30ZM149 114V119L147 120V115ZM190 114H191V116H190ZM222 114H224V116L222 115ZM245 114V116L243 117V116H241V114L239 115V116H241V118L242 119H239L240 121V123H241V126H243V124H242V122H245L246 121V119L245 118H247V116L246 115H248V117H249V114L247 113H244V111H243V114L242 115H244ZM2 115V116H1ZM7 115V116H6ZM22 117H21V116ZM81 115H83V116H81ZM85 115V116H84ZM105 115V116H104ZM172 115H173V117H172ZM183 116L184 118H182L181 119V121L179 120L181 117H178V116ZM5 116V117H4ZM20 116V117H19ZM163 116H164V119H163ZM169 116L171 117V119H175L177 122H178V125H176L177 127V130H176V128L175 127H173V120H171L170 118H169ZM7 117H9V118H7ZM30 117V118H29ZM78 117V116H77ZM107 118V120H106V118ZM175 117V118H174ZM178 117V118H177ZM187 117H188V120H190L191 122H187ZM191 119H190V118ZM194 117H195V119L197 120V121H194ZM221 117V118H220ZM20 118H22V119H20ZM25 118H26V121H25ZM28 118V119H27ZM105 118V119H104ZM165 118H166V120L168 121V119H170L168 122L165 120ZM230 118V119H229ZM232 118V119H231ZM239 118V117H238ZM117 119V120H116ZM157 119H159V120H157ZM178 119V120H177ZM202 119V120H201ZM203 119H205L206 121H204ZM208 119V120H207ZM224 119V120H223ZM225 119H226V121H225ZM147 120V121H146ZM185 121V126H183V124L181 125V123L182 122H184ZM199 120V121H198ZM210 120H211V123H210ZM243 120H245V121H243ZM119 122V124H118V122ZM153 121V122H152ZM162 121V122H161ZM166 121V122H165ZM172 122V125L170 124L171 122ZM193 121V122H192ZM208 121V122H207ZM214 121V122H213ZM228 121H230V122H228ZM232 121H234V122H232ZM26 122H27V126L25 125L26 124ZM29 122H31V123H29ZM80 122H78V124H76V125H79L80 124ZM116 123V125H115V123ZM181 122V123H180ZM196 122V123H195ZM197 122H199V123H197ZM32 123H34V125L32 124ZM109 123V124H108ZM145 123V124H146ZM155 123V124H154ZM166 123V124H165ZM169 123V124H168ZM193 124V126H192V124ZM203 124V125H200V124ZM209 123H210V126H209ZM212 123H213V125H214V129H213V125H212ZM227 123V124H226ZM229 123V124H228ZM233 123V124H232ZM111 124V125H110ZM152 124V125H151ZM154 124V125H153ZM180 124V125H179ZM189 124H190V126L193 128H190V126H189ZM194 124H196V126L194 125ZM245 124V123H244ZM264 124V123H263ZM76 125H72L71 126V128H74V127H76ZM206 125L208 126V127H206ZM230 125H232V126H230ZM234 125V126H233ZM246 125V124H245ZM32 126H33V128H32ZM152 126H153V128H152ZM156 126V127H155ZM169 126H171V127H173L172 128V130L174 129V130H176L177 132H173L172 130H171V127H168ZM174 126H175V123H174ZM201 126V127H200ZM212 126V127H211ZM247 126V125H246ZM249 126V125H248ZM24 127V128H23ZM121 128H122V126H120ZM124 127V126H123ZM180 127V128H179ZM183 127H184V129H183ZM206 127V128H205ZM209 127H210V129H209ZM250 127V126H249ZM195 128V129H194ZM201 128V129H200ZM248 128V129H247ZM70 129V128H69ZM123 129V128H122ZM169 129V131L166 133V131ZM178 129H179V132H178ZM186 129H188L187 131H188V134H186ZM190 129H192V132H191V130ZM198 131H197V130ZM206 129V130H205ZM213 129V130H212ZM237 129H238V131H237ZM241 131H240V130ZM246 129V130H245ZM35 130V131H34ZM166 130V131H165ZM180 130H181V133H180ZM183 130V131H182ZM199 130H201L200 132H199ZM205 130V131H204ZM236 130V131H235ZM113 131H115V132H113ZM129 131V132H128ZM186 131V132H185ZM206 131H207V134H206ZM217 131V132H216ZM245 131V132H244ZM32 135H29V133ZM124 132V133H123ZM172 132V133H171ZM186 134V136H187V138H186V136H183L182 137V134H184V133ZM194 132H196V134L194 133ZM199 132V133H198ZM209 132H216V133H212V134H210ZM237 132V133H236ZM239 132H243V133H246V134H243V133H240V135H247V139L245 138L246 136H241L240 137V135H238V133ZM133 133H134V135H133ZM173 133L175 134V135H173ZM179 135H178V134ZM189 133H190V135H189ZM198 133V134H197ZM256 133V134H255ZM130 134H131V136H130ZM162 135V136H160V135ZM194 134V135H193ZM219 134V135H218ZM225 134V135H224ZM20 135V136H21ZM73 135L74 134H70V136H69V138H73ZM125 135H126V137H125ZM133 135V136H132ZM177 135H178V137H177ZM181 135V136H180ZM193 135V138L191 137ZM198 135V136H197ZM210 135V136H209ZM231 135H233V136H231ZM238 135V136H237ZM254 135H257V137L259 138L258 140H257V137L256 136H254ZM3 136V135H2ZM30 136V137H29ZM122 136H124V137H122ZM178 138V139H180V137H181V139L180 140H176V137ZM189 136H190V138H189ZM196 136V137H195ZM201 136V137H200ZM213 136V137H212ZM5 137V136H4ZM4 137H0V139L2 140H0L1 141V143L3 142V144H1L0 143V157L2 158L3 157V159H2V161H1V158H0V164H1V162H2V164H4L3 166H2V164H1V166L3 167V168H1V166H0V171H2V169H4L5 168V166L7 167V165H8V167L6 168V169H4V171H2V172H0V176H2L3 177V175H4V173H5V176H6V178L8 177V178H10V177H12V179H8L7 181L5 180V176L2 178V177H0V190H1V192H3L4 191V189L7 187L8 189H5V193H7V195L4 193H1L0 192V264H50V263H53V264H60V262L61 261H63V262H61L62 264H144L146 261H148L147 262V264H185V263H183L182 262V257L180 258V255L178 256V257H176V255H178L177 253H174V254H172L173 255V257H172V259H169V260H171V261H167L166 262V259H163L162 260V258H160L161 256H159V253H157V251H156V249H154V253L152 254H147V252L149 251V249L150 248H148V247H146L145 248V250H143L144 249V246L146 245V244H144L145 242L144 241H140V239L139 238H137V239H135L134 241H133V239H132V236H130V235H132V232H131V229L129 228V226L127 225V223L124 221V220H120L119 219V217L117 218V219H114V218H111L110 220L112 221V222H108L107 223V221H110L109 219L108 220H105V222H103L102 224H103V226H105L107 229H109V240H114V241H116L117 243H118V245L119 246H122V247H125V248H127V249H129V250H134V257H132V259H130L129 257H127V259L124 257V256H122V257H118V255L116 254V256H115V259H116V261L115 260H109V259H107L104 255H101L100 253H99V250H98V246L96 245V244H94V242L92 243V241H89V240H87V239H85V240H83V241H81L80 243H79V241H78V244H80V245H76V240L75 239H73V240H75V243H74V245H72L73 244V242L74 241H72V242H67V241H64V243L63 244H60V243H58V245L60 244V246L61 245H65L66 246V242H67V244L68 243H71V244H68L69 246V249H68V247L66 246H61V249L62 250H59L58 251V249L60 248L59 246L57 247V245L55 246L54 245V247H55V249H57V251H55V250H53L52 249V252L51 251H48V250H51L50 248H54V247H51V244H49L50 246L49 247H47L48 246V241H46L45 239H43L44 237H42V235H41V233H39L40 231H44L43 229H41L42 227L43 228H45V230H46V228H47V226H49V225H51V224H48V222H45V221H47L48 220V218L49 217H51L52 215H54V216H57L58 215V211H60V212H62V213H69V214H73L72 212H74L75 214L77 213V212H79V209H77V208H79V205H80V203L79 202H76V203H74V200H72L71 201V203H69V204H67V203H65L64 204V206H63V208H62V205H56V206H52V209L49 207V209L48 208H46V210H45V208H42V209H44L45 210V212L43 211V210H41V211H39V209H34V202L32 201V200H30L31 199V197H30V194L28 195V194H25V193H23L22 192V186L21 185H19V179H21L22 178V176L20 177V174L22 175V172H21V169H22V171H24V173H28V169L26 168V167H28L27 165H29V167L31 166L30 164H29V162L26 160V158H28V155H26L27 153H25V151H22V145L20 144L19 145V143H20V140H21V137H20V140L18 141L17 140V136L15 137V138H13L12 137V139H11V137L10 138H7L8 136H6L5 138H6V140L4 139ZM161 137V138H160ZM167 137L169 138V140L167 141L166 139H167ZM198 137V138H197ZM205 137H207V138H205ZM236 137H237V139H236ZM244 137V138H243ZM255 137V138H254ZM30 138V139H29ZM128 138H130V139H128ZM132 138V139H131ZM159 138V139H158ZM170 138H171V140H172V138H173V140L174 141H170ZM175 138V139H174ZM197 138V139H196ZM213 141H211L210 139ZM224 138H226V141H225V139ZM264 138V137H263ZM9 139H11L12 141H13V139H16V141H17V143H16V141L14 140V142L17 144H15L14 142H11V140H9ZM19 139V138H18ZM127 139V140H126ZM184 139V140H183ZM197 141H196V140ZM199 139L201 140V142H202V140H203V142L204 143H206V141H208L207 143H211V144H205V145H203V143L202 144H200L199 142ZM220 139V140H219ZM246 139V140H245ZM251 139H253V140H251ZM4 140V141H3ZM115 140V139H114ZM130 140V141H129ZM153 140H155V143H152V142H154ZM188 140H190V141H188ZM216 140H218V142L216 141ZM236 140V141H235ZM240 140V141H239ZM44 141V142H43ZM120 143H119V142ZM157 141V142H156ZM189 143H188V142ZM195 143H194V142ZM199 141V142H198ZM211 141V142H210ZM220 141H222L221 143H220ZM248 141V142H247ZM250 141V142H249ZM252 141H255V142H252ZM31 142H33V141H31ZM130 142L132 143L131 145H133V146H130ZM168 142V143H167ZM170 142V143H169ZM173 142H174V144H173ZM176 142V143H175ZM182 142H185L184 144L182 143ZM235 142H237L236 144H235ZM256 142H259V144H257ZM261 142V143H260ZM12 143V144H11ZM22 143V142H21ZM123 145H122V144ZM151 143H152V145H151ZM158 143V144H157ZM196 143H198V144H196ZM212 143H215V144H212ZM240 145H239V144ZM251 143V144H250ZM254 143H255V146H254ZM9 144H11L10 146H12L11 148H8V146H9ZM125 144H127L130 148H128L127 147V145H125ZM157 146H156V145ZM168 144V145H167ZM178 146H177V145ZM188 144H191V145H188ZM196 144V146L198 145L199 146V144H200V146L198 147L197 146V148L199 149V148H201L200 150H196V152H195V154L193 153L194 151V148L196 147H194V145ZM223 144H224V147H222L223 146ZM260 144H261V146L263 147V148H261V146H260ZM2 145V146H1ZM4 145V146H3ZM119 145V146H118ZM171 147H170V146ZM174 146V148H173V146ZM175 145H176V148H175ZM180 145V146H179ZM183 145H188V146H183ZM219 145H220V147H219ZM236 145H239V148H238V146H236ZM243 145V146H242ZM256 145H258L257 147H256ZM9 146V147H10ZM19 146H21V147H19ZM135 146V147H134ZM148 146H150V149H152V152H150V151H147V150H150L149 149V147ZM152 146H155V147H152ZM160 146V147H159ZM190 146V147H189ZM192 146V147H191ZM204 147L203 149H202V147ZM208 146V147H207ZM215 147V149L216 150H218V149H221L220 151L218 150V151H216V150H214L213 148ZM247 146V147H246ZM1 147H2V149H4L5 148V150H3V152H2V149H1ZM4 147V148H3ZM143 147V149H141ZM152 147V148H151ZM157 147V148H156ZM158 147H159V149H161V150H159L158 149ZM163 147H165V150H164V152H163ZM179 147L181 148V149H179ZM184 147H186L185 149H184ZM219 147V148H218ZM260 147V148H259ZM6 148H8V149H6ZM19 149L18 151L21 153H19L18 151H17V149ZM135 148H136V150H135ZM148 148V149H147ZM154 148H156V149H154ZM169 148V149H168ZM190 148V149H189ZM206 148V149H205ZM238 148V149H237ZM243 149L244 151H243V153L241 152L242 150H240V149ZM245 148V149H244ZM130 149V150H129ZM141 152L142 150V154H140V152L138 151V150ZM176 149V150H175ZM196 149V148H195ZM211 149V150H210ZM257 149V150H256ZM8 150V151H7ZM9 150H12V152H10ZM16 150V151H15ZM129 150V151H128ZM145 150H146V152H145ZM156 150V152H154ZM158 150V151H157ZM170 150V151H169ZM183 150H186L185 152L183 151ZM204 150H206L207 152H205ZM209 150H210V152H209ZM215 152V153H212L213 151ZM229 152H227V151ZM238 150H240V151H238ZM260 150V151H259ZM22 151V152H21ZM132 151V152H131ZM212 151V152H211ZM235 151V153L234 154H236V155H232L233 154V152ZM6 152V153H5ZM10 152V153H9ZM14 152V153H13ZM18 152V153H17ZM127 152V153H126ZM135 152H137V153H135ZM139 152V153H138ZM145 152V155L143 154ZM148 152V153H147ZM161 154H164L165 156L164 157H162L163 155H161ZM178 152V153H177ZM201 152H203L202 154H201ZM218 152V153H217ZM238 152V153H237ZM240 152V153H239ZM24 155H23V154ZM131 153H132V155H131ZM133 153H134V156H133ZM152 153V154H151ZM170 153V154H169ZM179 153H180V155H179ZM184 153H185V155H184ZM186 153H188V155L186 156ZM205 153V154H204ZM210 155H209V154ZM219 153L222 155V157H220L219 156ZM223 153V154H222ZM227 153V154H226ZM20 154V155H19ZM127 154V155H126ZM130 155V157H129V155ZM139 155V157L141 156L142 158H138V156H136V155ZM149 154V156H147ZM155 154V155H154ZM156 154H158V155H160V157L158 156V155H156ZM175 154H176V156H175ZM194 154V155H193ZM198 154H200V155H198ZM212 154H214V156L212 155ZM226 154V155H225ZM171 155V156H170ZM173 155V156H172ZM178 155V156H177ZM193 155V156H192ZM197 155H198V157H197ZM202 155H203V158H202ZM207 155V157H205ZM19 156V157H18ZM131 156H133V157H131ZM152 156V157H151ZM154 156V157H153ZM200 156V157H199ZM226 157V158H224V157ZM16 157H17V160H16ZM150 157V158H149ZM156 157H159L158 158V160L160 159V158H162L161 160H159V164H162V165H159L158 167H155L154 169L153 168H146V161H149V159H151V160H153V159H157ZM166 157H168V158H166ZM175 158L174 159V161H173V158ZM216 157V158H215ZM220 157V158H219ZM234 159V160H231L232 158ZM130 158V159H129ZM133 158H135V159H133ZM147 158V159H146ZM166 158V159H165ZM172 158V159H171ZM198 158H200V160L198 161V165H197V167L195 166L194 167V165H196L197 163H195L194 161H196V160H198ZM205 158V159H204ZM210 158V159H209ZM6 159V160H5ZM12 159V160H11ZM19 159V160H18ZM139 159V160H138ZM146 159V160H145ZM164 159V160H163ZM193 159V160H192ZM202 159V160H201ZM212 159V161H210ZM214 159H217V161L216 160H214ZM219 159H224V160H227V162L226 161H222L221 162V160H219ZM232 162V165L234 166L235 164H237L238 165V168H239V171H238V168H237V166L235 165L234 167L233 166H231V163H229L230 161ZM244 159V160H243ZM10 160V162L11 163H8V161ZM23 162V165H20V164H22V162ZM28 162V163H25L26 161ZM166 160H168V163H166L167 161ZM170 160H172V161H170ZM187 160H188V162H187ZM207 160V161H206ZM12 161H13V163H12ZM18 161L20 162V163H18ZM145 163H144V162ZM164 161V163H162V162ZM209 161L211 162V163H209ZM234 161H238L237 163L236 162H234ZM17 162V163H16ZM144 163V165H143V163ZM161 162V163H160ZM170 162H173V165H170L171 163ZM176 162H177V165H176ZM207 162V163H206ZM213 162H215V163H217V164H215V163H213ZM218 162H219V165H218ZM222 163V166H221V163ZM8 163V164H7ZM16 163V164H15ZM25 163V164H24ZM170 163V164H169ZM209 163V165H207ZM215 164V166L213 167L212 166V168H211V165L210 164ZM224 163V164H223ZM229 163V164H228ZM235 163V164H234ZM7 164V165H6ZM27 164V165H26ZM75 164V165H74ZM86 165V167H85V165ZM141 164L144 166V168H142L143 166H141ZM169 165L168 167H167V165ZM183 164V165H184ZM190 164V165H189ZM193 166H192V165ZM204 164V165H203ZM227 164V165H226ZM9 165H14V166H17V167H15L16 168V170H15V168L13 167V171L11 170V167L12 166H10V168H9ZM25 165V166H24ZM182 165V164H181ZM200 165H202L201 167H203L204 168V166H205V168H206V166L207 167H210L209 169H201V167H200ZM225 167H224V166ZM239 165H241V166H239ZM21 166V167H20ZM72 166V167H71ZM77 167V168H75V167ZM90 164L88 163V162H85V163H81L80 161H76V162H74V163H72L71 165H70V170H69V174H71L72 176H73V179H74V181H76L75 183H77V184H79L78 186L80 187V186H83L82 184H84V188L83 189H85L86 191H87V189H89V188H92V189H89V190H93V189H95L94 187H97V185H98V188H100L99 189V191L100 190H102L103 189V187H104V189L102 190L103 192L105 191V193H103L102 192V194H100V192L98 191V193L100 194V196H99V194H98V197H105V199L104 200H106L108 197V195L110 196V193L112 192L113 194H114V196H115V198H114V196H113V194H111V196H113V198L115 199H113L112 197L110 198V199H107L106 200V202L109 200V203L111 202L112 203V201L114 200V201H116V199H117V201L121 198V192H122V188L120 189V184H116L115 185V180H113L112 178H109L108 177V179L106 178H102L101 179V176L102 175H100V174H98L97 172V169L96 168H94L93 166H90ZM113 165H108V167H110V169H111V167H112ZM141 166V167H140ZM148 166V165H147ZM170 166H172V168L170 167ZM28 167V168H29ZM107 167V168H108ZM192 167V168H191ZM237 168V169H235L234 170V168ZM9 168V169H8ZM20 168V169H19ZM75 168V169H74ZM79 168V169H78ZM82 168V169H81ZM139 168V169H138ZM140 168H142V169H140ZM165 168V169H164ZM197 168V169H196ZM222 168H223V172H222ZM232 168H233V170H232ZM19 169V170H18ZM27 169V170H26ZM72 169H74V170H72ZM85 169V170H84ZM92 171H91V170ZM109 169V170H110ZM137 169H138V171H137ZM147 169V170H146ZM164 169V170H163ZM196 169V171H197V173L199 174V171H198V169H200V172L201 171H203V172H205V173H203V174H205V176L207 177H205V179H206V181L208 182V183H210V187L208 186L209 184L207 183V182H205V179L204 178H202L201 177V175L200 174H202V173H200L199 175L197 174V173H194L195 175V177L193 176V173H192V171L194 172V170ZM7 171V174H6V171ZM10 170V171H9ZM78 170H79V173H78ZM96 170V171H95ZM99 170V169H98ZM133 170H135V171H133ZM172 170V171H171ZM210 170V171H209ZM236 170H237V172H236ZM12 171V173H10ZM16 171H18V172H16ZM27 171V172H26ZM73 171H75V172H73ZM86 172V173H84L83 174V172ZM88 171V172H87ZM111 171V170H110ZM131 171H133V172H131ZM137 171V172H136ZM140 171V172H139ZM152 171V172H151ZM156 171H154V172H156ZM181 171V170H180ZM207 171V172H206ZM233 172V174H235V175H238L239 173L240 174H242V175H244L243 177L244 178H242V177H240L241 175L239 174L238 176H239V178L238 177H236V176H234L232 173H227L228 174V177H227V175H226V172ZM100 172V171H99ZM135 172V173H134ZM173 172H175L174 174H173ZM8 173H10V175H8ZM23 173V175H25ZM88 173V174H87ZM91 173V174H90ZM96 173V174H95ZM133 173V174H132ZM138 173H139V175L141 176H138ZM171 175H170V174ZM237 173V174H236ZM2 174V175H1ZM18 174V175H17ZM86 174V176H85V178L87 177V179H85L84 178V180L82 181V179H83V177L82 176H80V175H85ZM90 174V175H89ZM132 174V175H131ZM175 174H176V176H175ZM203 174H202V176H203ZM211 174V175H210ZM215 174H216V176H215ZM12 175V176H11ZM27 175V174H26ZM92 175V176H91ZM129 175H131V176H129ZM210 175V176H209ZM213 175V176H212ZM233 175V176H232ZM18 176H19V179H18ZM98 176H99V179H97L98 178ZM106 176V175H105ZM104 175H103V177H105ZM208 176L211 178V176L214 178H212V179H210V178H208ZM218 176V177H217ZM75 177V178H74ZM107 177V176H106ZM133 177H135V179H132ZM148 177V178H147ZM92 180H91V179ZM96 178V179H95ZM137 178H139L138 180H137ZM152 178H153V180H152ZM201 178V179H200ZM215 178H217L218 180H216ZM234 178H236V179H234ZM81 179V182L79 181ZM88 179H90L89 180V182H88ZM95 179V180H94ZM102 181H101V180ZM113 180V181H111L110 182V180ZM125 179V180H124ZM131 179V181H129ZM148 179V180H147ZM196 179H199V182H201V183H199L198 182V180H196ZM239 179H241V181L243 182V181H245L244 183H242ZM244 179V180H243ZM5 180V181H4ZM9 180H11L10 181V184H9ZM94 180V181H93ZM98 180V181H97ZM105 180V181H104ZM196 180V181H195ZM202 180V181H201ZM203 180H204V183H203ZM210 180L212 181V182H210ZM216 180V182L217 181H219V182H217V183H215L214 181ZM13 181V182H12ZM95 181H96V183H95ZM103 181H104V183H103ZM109 181V182H108ZM129 181V182H128ZM133 181V182H132ZM135 181V182H134ZM136 181L138 182H141V183H143L144 182V184H142V185H140V184H138V183H136ZM157 181V182H156ZM164 181V182H163ZM240 181V182H239ZM6 182V183H5ZM14 182H16V184H14ZM84 182V183H83ZM86 182H88V183H86ZM91 182H93V183H91ZM160 182V183H159ZM178 182V185H179V182H181V181H177ZM197 182H198V185H197ZM223 183L222 185H220L221 183ZM13 183V184H12ZM86 183V184H85ZM91 183V184H90ZM100 183V184H99ZM114 185H113V184ZM203 183V184H202ZM212 183V184H211ZM234 183H236L237 185H235ZM240 183V184H239ZM241 183H242V185L244 184V185H246V186H242L241 185ZM3 184V186H1ZM81 184V185H80ZM90 184V185H89ZM95 184V185H94ZM101 184H104V185H101ZM107 184V185H106ZM138 184V185H137ZM177 184V183H176ZM175 184V185H176ZM199 184H201V185H199ZM206 184H208V185H206ZM213 184H216V186L215 185H213ZM217 184H218V186H217ZM225 184V185H224ZM227 184V185H226ZM232 184H234V185H232ZM5 185V186H4ZM7 185V186H6ZM8 185H10V187H8ZM12 185V186H11ZM16 185V186H15ZM92 185V186H91ZM93 185H94V187H93ZM131 185V184H130ZM149 185V186H148ZM15 186V187H14ZM18 186L19 187H21L20 189H17L18 188ZM87 186H89V187H87ZM101 186H102V189H101ZM109 187V188H106L105 189V187ZM110 186H112L113 188H114V190L112 189V187H110ZM138 186V187H137ZM157 186V187H156ZM209 187V188H207V187ZM213 186H214V188H213ZM225 186V187H224ZM240 186V187H239ZM243 187V189H242V187ZM4 189H3V188ZM12 187V188H11ZM13 187H14V190H15V188L18 190H15V192H16V194H15V192H14V190H13ZM87 187V188H86ZM118 187H119V189H118ZM202 187V188H201ZM203 187H205V192H206V194H204L205 192L203 191L204 190V188ZM221 190H219L218 188ZM224 187V188H223ZM229 187H231L232 189L230 190V188ZM235 187V188H234ZM236 187H239V189H237L236 190ZM82 188V187H81ZM150 188V189H149ZM197 188V189H196ZM206 188H207V190L208 189H211V191L213 192L214 190V192H213V194H212V192L210 191V190H208L209 192H211V193H208V191L206 190ZM213 188V189H212ZM228 188H229V190H228ZM241 188V189H240ZM12 189V190H11ZM97 189V188H96ZM136 189V190H135ZM139 189V190H138ZM172 189V188H171ZM226 189V190H225ZM10 190V191H9ZM19 190H21V191H19ZM108 190H110L109 192H107ZM118 190H119V192H118ZM138 190V191H137ZM225 190V191H224ZM233 190H236V191H233ZM94 191V190H93ZM97 191H95V192H91V193H94V195H95V193L97 192ZM148 191V192H147ZM180 191V190H179ZM223 191L224 192H227V193H223ZM228 191H230L229 192V195H230V199L228 198L229 197V195H227L228 194ZM235 192V194H233V195H231L230 193H232V192ZM247 191H249V192H247ZM254 191V192H253ZM19 192V193H18ZM22 192V193H21ZM90 192V191H89ZM88 192V193H89ZM165 192L167 193V194H165ZM197 192V191H196ZM200 192H198V194L200 193ZM215 192H217L216 194H217V196H216V194H215ZM219 192H222L223 194H221V193H219ZM10 193V194H9ZM21 193V194H20ZM144 195H147V197L148 198H146V196H144ZM14 194V195H13ZM23 194V195H22ZM107 194V195H106ZM117 194V195H116ZM149 194V195H148ZM197 194V195H198ZM201 194V195H202ZM221 196H220V195ZM4 195H5V197H4ZM27 195V196H26ZM106 195V196H105ZM138 195V196H137ZM156 195V196H155ZM200 194H199V196H201ZM213 195H215L216 196V198L217 199H215V197L213 196ZM12 196V197H11ZM15 198H14V197ZM19 196V197H18ZM96 196H97V193H96ZM143 196V197H142ZM168 196H170V195H167V198H168ZM207 196V197H206ZM227 197V199H229L228 201L231 203V205L233 206V207H231V205H230V203L227 201V199L225 198V197ZM4 199H3V198ZM22 197V198H21ZM23 197H24V199H23ZM158 197V198H157ZM222 197V198H221ZM223 197H224V199L225 200H223ZM238 197V199H239V197H241L239 200L238 199H236ZM257 197V198H256ZM8 198V199H7ZM19 198H21V199H19ZM29 198V199H28ZM166 198V197H165ZM210 199V201H209V199ZM221 198V199H220ZM7 200V202H6V200ZM16 199V200H15ZM27 199V200H26ZM159 199V200H158ZM231 199H233V201L231 200ZM234 199H236V201L234 200ZM29 200H30V203H27V201L29 202ZM156 200H158V201H156ZM208 200V201H207ZM219 200V201H218ZM150 201V202H149ZM213 201V203H211ZM232 201V202H231ZM236 202V203H239V205L238 204H234L233 202ZM238 201H241V202H238ZM261 201H263V202H261ZM25 202H26V204H25ZM152 202V203H151ZM156 202V203H155ZM220 202V203H219ZM222 202V203H221ZM224 202V203H223ZM227 202V203H226ZM6 203V204H5ZM32 203V204H31ZM74 203V204H73ZM79 203V204H78ZM115 203V202H114ZM158 203V204H157ZM226 203V204H225ZM10 205V207H9V205ZM156 204V205H155ZM213 204V205H212ZM221 204V205H220ZM223 204V205H222ZM225 204V205H224ZM241 204H242V206H241ZM3 205V206H2ZM27 205V206H26ZM154 205V206H153ZM211 205V206H210ZM227 205V206H226ZM246 207H245V206ZM249 205V206H248ZM5 206V207H4ZM28 206H30V207H28ZM76 207V208H73V207ZM260 206H261V208H260ZM53 207H56V208H53ZM58 207V208H57ZM65 207V208H64ZM153 207V208H152ZM210 207V208H209ZM226 207V208H225ZM227 207H228V209H227ZM237 207V208H236ZM249 207V208H248ZM251 207H252V209H251ZM36 208V207H35ZM71 208V209H70ZM215 208H216V210H215ZM233 208V209H232ZM234 208H236V209H238V211L236 210V211H234ZM251 209L252 211L250 212L248 209ZM35 211H34V210ZM55 209V210H54ZM57 209V210H56ZM64 209V210H63ZM78 211H77V210ZM233 210V213L231 212V210ZM245 209V210H244ZM247 209V210H246ZM254 209V210H253ZM30 210V211H29ZM69 210V211H68ZM76 210V211H75ZM113 210V209H112ZM162 212H161V211ZM225 210V211H224ZM228 210H230L229 211V213L228 212H226V211H228ZM242 210H244L243 211V216H245V217H243L242 216V213H239V212H241ZM9 211V212H8ZM23 211V212H22ZM39 211V212H38ZM65 211V212H64ZM158 211V212H157ZM160 211V212H159ZM224 211V212H223ZM248 211V212H247ZM7 212V213H6ZM59 212V213H60ZM112 211H110V213H111ZM235 212V213H234ZM236 212H238V213H236ZM256 213V216H255V214L253 215L254 216V218H249V217H246V216H248V215H250L251 213ZM13 213V214H12ZM20 213V214H19ZM39 213V214H38ZM41 213H43V215L41 214ZM50 213H54V214H49ZM104 214H107L105 211L103 212ZM114 215H115V212H114V210H113V212H112ZM163 213V214H162ZM166 213V214H165ZM214 213V214H213ZM230 213H231V215L232 216H234V214L236 215L237 214V217L235 216V218L237 219V220H235V218H233L235 221H237V223L239 224V226L241 227V225H244L245 223H247L248 222V220H249V222H248V224H245L244 226L246 227L247 226V229H245V228H243L242 227V229H244L243 231L244 232H246V233H244V232H242V229L238 226V224L235 222V221H233L232 220V222L234 223H236V225L238 226H236V225H234V224H232L233 225V227H232V225H231V227H230V222H229V220H227V219H229V217H230V219L232 218V216H230ZM246 213V215H244ZM6 214V215H5ZM21 214H22V216H21ZM23 214H26V215H23ZM36 214V215H35ZM56 214V215H55ZM162 214V215H161ZM224 214V215H223ZM229 214V215H228ZM258 214V215H257ZM20 215V216H19ZM159 215H161V216H159ZM228 216V218H227V216ZM252 215H250V217H253ZM19 216V217H18ZM24 216V217H23ZM33 216H35L34 218H33ZM38 216V217H37ZM240 216H242V217H240ZM21 217V218H20ZM23 217V218H22ZM40 218V219H37V218ZM159 217V218H158ZM224 217V218H223ZM240 217V218H239ZM256 217V218H257ZM227 218V219H226ZM258 218H257V220H258ZM16 219V220H15ZM20 219H22V221L20 220ZM25 219V220H24ZM34 219V220H33ZM45 219V220H44ZM114 219V220H113ZM153 219H155V220H153ZM242 221V219H244L242 222H244V224L243 223H241V221ZM254 219V220H253ZM20 220V221H19ZM28 220V221H27ZM213 220V221H212ZM225 220H227V221H225ZM245 220H247L246 222H245ZM253 220V221H252ZM15 221V222H14ZM18 221V222H17ZM25 221V222H24ZM33 221H36V222H34V223H36L35 225H34V223H33ZM42 221H44V222H42ZM170 220H166L165 222H166V225L164 224V226H163V228H165L166 226H167V222H169ZM238 221H240V222H238ZM252 221V222H251ZM20 222V223H19ZM21 222L23 223V224H21ZM29 224V225H27V223ZM164 222V223H165ZM227 222H229L228 224H229V226H228V224H227ZM231 222V223H232ZM262 222V223H261ZM15 223H16V226H15ZM21 224V225H19V224ZM169 223H171V221L169 222ZM201 223V222H200ZM223 223V224H222ZM241 223V224H240ZM215 224V225H214ZM224 224H226V225H224ZM18 225V226H17ZM22 225H24V226H22ZM32 227H31V226ZM40 225V226H39ZM42 225V226H41ZM45 225V226H44ZM128 227H127V226ZM220 225H221V227H222V229L220 228ZM253 225V224H252ZM20 226H22V227H20ZM17 227V228H16ZM24 227H26V229L24 228ZM31 227V228H30ZM39 227V228H38ZM41 227V228H40ZM225 227V228H224ZM14 228H15V230H14ZM36 228V229H35ZM221 229V232H220V229ZM22 229V230H21ZM24 229V230H23ZM30 229V230H29ZM212 229V230H211ZM214 229V230H213ZM219 229V230H218ZM227 231H226V230ZM251 229H253V230H251ZM14 230V231H13ZM25 230H27V232L25 231ZM36 230V231H35ZM128 230V231H127ZM165 230V229H164ZM167 230H170V228L169 227H166V232H167ZM217 230V231H216ZM225 232H224V231ZM241 231V233H240V231ZM20 231L22 232V233H20ZM39 231V232H38ZM219 231V232H218ZM223 231V232H222ZM16 232H17V234H16ZM32 232H33V234H32ZM34 232H36V233H34ZM129 232V233H128ZM169 232V231H168ZM13 233V234H12ZM15 233V234H14ZM30 234L29 235V238H28V236H27V234ZM221 233V236H219V234ZM224 233V234H223ZM250 233V235H246V234H249ZM19 234V236L23 239H21L19 236H17ZM25 234V235H24ZM37 234H38V236H37ZM169 234H172V233H169ZM217 234V235H216ZM244 234V235H243ZM252 234V235H251ZM14 235V236H13ZM204 235V234H203ZM24 236H25V238H24ZM204 236H206V235H204ZM257 237L258 239H254V237ZM263 236V237H262ZM17 237H19L20 238V241H19V239L17 240V241H15V238ZM37 237H39L38 238V240H37ZM16 238V239H17ZM34 238V239H33ZM207 238V240L209 239L208 238V236H206L205 237V239ZM24 239H26L27 241L29 240V243L26 241V240H24ZM32 241H31V240ZM257 240V241H256ZM26 242V243H24V242ZM19 242V244L20 245H22V247L20 246V245H18V244H16V243H18ZM23 242V243H22ZM44 242V243H43ZM88 243V244H84V243ZM132 242V243H131ZM144 242V243H143ZM244 242V243H243ZM249 242H250V244H249ZM252 242V243H251ZM22 243V244H21ZM30 243H31V245L33 246H31L30 245ZM37 243V244H36ZM39 243H41V244H39ZM50 243V242H49ZM82 243H83V245H82ZM139 243V244H138ZM26 245V244H28V245H26L27 247H29V248H26V247H24V245ZM142 246H141V245ZM143 244H144V246H143ZM254 244V245H253ZM82 245V246H81ZM85 245H87L86 247H85ZM91 246L93 249H91V247H88V246ZM255 245H256V247H255ZM36 246H37V248H36ZM129 246V247H128ZM141 246V247H140ZM251 246H253L252 248H251ZM70 247H71V250H70ZM74 247V248H73ZM77 247V248H76ZM79 247V248H78ZM34 249V248H36V251H34V250H30V249ZM66 248V249H65ZM73 248V249H72ZM148 248V249H147ZM210 247H208L206 250L207 251H212V247L209 249ZM216 248V247H215ZM225 248V249H224ZM262 248V247H261ZM95 249H97L98 251H97V253L95 252L96 250ZM146 249H147V251H146ZM95 250V251H94ZM177 251H178V248L176 249ZM203 250H205V249H203ZM216 250V249H215ZM228 250V251H227ZM261 250V251H260ZM32 251V252H31ZM156 251V252H155ZM214 251V250H213ZM34 252V253H33ZM37 252V253H36ZM50 254H49V253ZM56 252V254H54ZM151 252V251H150ZM226 252H228V253H226ZM257 252L258 253H260V254H257ZM33 254V257H32V254ZM48 253V254H47ZM53 253V256H51V254ZM58 253V254H57ZM60 253V254H59ZM98 254V255H96V254ZM217 253H218V255L219 256H217ZM263 253V254H262ZM39 254V255H38ZM158 254V255H157ZM30 255H31V257H30ZM41 255V256H40ZM43 255H45V256H43ZM49 255V256H48ZM57 257H56V256ZM58 255L61 257V261L59 260V258H58ZM140 255V256H139ZM220 255H222L221 257H220ZM230 255V256H229ZM254 255V256H253ZM263 255V256H262ZM48 256V257H47ZM50 256L52 257V258H50ZM98 256H101V258L100 257H98ZM144 256H145V259H143L144 258ZM263 258H262V257ZM39 257V258H38ZM99 259H98V258ZM117 257V258H116ZM175 257V258H174ZM194 257V256H193ZM200 257H203V261H205L204 263H203V261H202V264H209V261L207 260V256L206 255H204V256H199V258ZM36 258H38V259H36ZM54 258V259H53ZM55 258H56V261H55ZM118 258H121V259H119L118 260ZM173 258H174V260H173ZM196 258V257H195ZM258 258V259H257ZM49 261H48V260ZM201 259V258H200ZM227 259H228V261H227ZM230 259V260H229ZM248 259V260H247ZM38 260V261H37ZM52 260L53 261H55V262H52ZM58 260V261H57ZM80 260V261H79ZM132 260V261H131ZM168 260V259H167ZM37 263H36V262ZM143 261H145V262H143ZM152 261V262H151ZM200 261L201 260H197L196 262L198 263L199 262V264H200ZM221 261V262H220ZM260 261H262V262H260ZM57 262V263H56ZM171 262V263H170ZM219 262V263H218ZM228 262V263H227ZM190 264H194V263H190Z\"/></svg>",
    "mask_w": 264,
    "mask_h": 264
}]
</instances>
